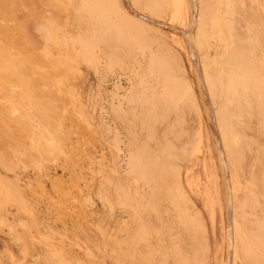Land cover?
Returning a JSON list of instances; mask_svg holds the SVG:
<instances>
[{
    "label": "rangeland",
    "instance_id": "rangeland-1",
    "mask_svg": "<svg viewBox=\"0 0 264 264\" xmlns=\"http://www.w3.org/2000/svg\"><path fill=\"white\" fill-rule=\"evenodd\" d=\"M129 1H131V2H129ZM142 1L138 0V2H137L136 0H128V4H131V5L133 4L134 6H135V3L138 4L139 9H137V5H136L135 10L137 9L139 14L145 13L143 15H145L147 17V20L149 21V22L145 21V25L140 23L142 20H138V23H136V25L131 24V21H129V20H131V18L130 19L128 18V15L130 13L129 14L126 13V12H128V10H129L128 8L130 6L129 5L127 6L121 0H120L121 4H119L120 2H118V4L121 6L119 7L117 5L114 9L106 8V7H102V6H101V9H96L95 8L96 5L98 6V4H99L98 7H100V5L104 4V3L101 4L100 0H68V2H65V5L67 3L66 8L69 6L70 10L67 11V13H65L64 15H63V11L61 12V9H59V7L56 4H54V6H55V8H54L53 6H51L46 1L42 2V1H38V0H0V106H1V104H2V106H4V104H3L4 102H6L5 105L7 106L8 101H9L10 105H15V106L19 107V109H21V111H23L25 113H31V111H33L36 114V112H37V115H36L37 118L34 116L35 114L33 112L29 116L32 117V115L34 114L32 119L33 120L36 119L38 122L39 119H41V117H39L40 113L38 115V112L39 111L42 112V110H40V109L43 108L42 106L44 104H47V105H44V106L49 107V108L45 107L46 110H48L49 112L51 111L52 113H54L55 111L57 112L56 114L53 115V117H51L52 118L51 122L53 124H55L54 127L56 126L57 123H60V124H63L62 126H64L63 128H65V130H66V131H64L65 132V137H64L65 139L63 140L64 144L62 146L65 155L61 156V154H62L61 153V154H59V157L56 155L58 158L56 157V159H55L54 157H49L48 160L40 157V158H38L40 161L38 159L36 160V157H34L36 160V161H34L32 156L30 157L32 159H30L28 157L29 155L34 154V153L33 152L31 153V151H32L31 147H30L31 144L29 142V139L27 137V134L25 132L24 127L22 126V128H21V125H19L17 122H14L9 117V114H7L8 115L7 116L4 113L5 111H3V109H1V107H0V196L3 198V201L0 202V264H67L66 262H69V260H70V262L71 261L74 262L71 264H120V263L122 264V262H123V264H125V263L126 264H133V263H131L132 261H129V260H132L135 258L133 257V255H131V253H132L131 246H128L129 242L126 240V238H129L130 240H132V237H133L132 231L135 230L137 227L140 228L139 225L141 226V228L139 230L137 228L133 232L136 233V231L137 232H139L140 230L143 231V227L147 223L144 220H142L144 217L142 218L141 216L144 212L148 213V211L149 212L152 211V214H154L153 210L158 212V214L155 212V214H157V216L154 214L156 216L155 217L156 219L154 221H157V219H158L159 222H155V223L159 227L161 225L163 226V223L167 224V222L166 223L162 222V221H164V218L167 219V217H168L167 220L165 219V221H168L172 215L173 216L175 215V217H173V216L171 217V220L173 218V221L170 220L172 223H170L168 221V223H170V224H168V226L167 225L163 226V227L169 228L170 227L169 225L172 224L171 228H169V229L165 228L166 230L163 229V230H165L164 231L165 236H163V238L162 237L161 238L162 239L165 238L163 240L164 245H162L163 242L162 243L159 242L160 243L159 246H161V247H159L160 249L157 248L156 249L157 251L154 250L153 257H151V258H153L152 264H154V262H158L155 264H162V263L163 264H175V262L177 261L176 259H178L180 257H181L180 258L181 261H179V259H178L176 264H178L179 262H180L179 264H183V263L184 264H191V261L194 264V261H193V258L195 259L194 256H196L195 264H224V259H225V255H226L225 254L226 253V247H225V241H224V237H223L224 232L222 229V227H223V225H222L223 224L222 211L224 209V200L217 199L214 202V204H215L214 205L215 206V215L212 218L211 214H210L211 204L209 205L207 203V201L205 199L207 193H205V192L207 189L206 184L209 182H213L212 187H215L219 192H222V195L225 194L223 192V190H224L223 188H225V187H224V185H222V183L224 182V177L222 178V176H223V171L225 170L223 167L228 165V163H226L227 157H226V155L224 156L225 153L222 152V149L220 150L221 151L220 153H219V151L216 152V150L214 152L213 148L215 147V145L213 147V144H215V143H214L212 132H211L212 130H211V128L209 129V127H211L212 123H213L212 125H214V123H215L214 119H213V115H212L214 113L213 111L222 112L221 108L222 107L227 108L226 107L227 104H226V102H224L222 100L220 101V99H218V100L215 99V101L217 100V102L213 101L214 98H212V100H211L210 94L207 95L208 93L205 92L198 85V81H196L197 80L196 79V73H195V70L192 68V62L190 60L189 53L187 52V46L185 45L182 37L179 34L180 29H186L187 28V26H185L187 20H184L183 17H181V15L179 17L174 16V13L176 12V10H175L176 8L174 7L175 3H174V6H173V3H171V2H174V0H171V2L168 0H154V1L152 0L153 4H150V5H149V3H151L152 1H150V0H142ZM146 1H147V3H145ZM148 1H149V3H148ZM95 2H97V3H95ZM117 2H116V4H117ZM139 2L141 3V5H139L140 4ZM210 2L213 4H214V2L216 3L215 0H210ZM46 3H48V4L46 5ZM166 3H167V5H166ZM205 3H207V2L204 0V5H202L203 8L201 6H200L201 8H199V15H201V17H203V18L199 17L200 22H199L198 26L200 27V29L202 26L205 28V31H207V32L204 31L203 34L206 33L205 35H207L209 42L206 39H204V37H205L204 35H203L204 40L202 39V37H200L198 39V37L194 36V31H195V23H194L193 24L194 26L192 25L193 31L191 30L190 33L188 34V36L190 37L191 44L193 43L192 49H193L194 55H196V56L199 55L200 59L205 60L207 63L209 62L208 65H206L207 63H204L206 65V68H207L206 70L208 71V72L206 71L207 73H212L214 70H216L215 72H217L218 69L220 71L225 69V71H226L225 67H226L227 62L229 61L228 57L230 56V54L232 52L231 53L227 52V54H226L225 52L221 51V50H224L223 49V45H224L223 42L224 41H222L223 37H222V39L221 38L219 39V37H221L223 35L219 36V34L214 33V31L212 30L213 25H211L212 27H209L210 25L208 26V24L209 23L212 24L211 23L212 20L215 19L214 13H216L218 9L216 8V10H215V6H212V8H211V6L209 7ZM254 3H256V2L254 1ZM254 3H253V5H254ZM143 4H144V6H142ZM225 4H226V1L219 0V6H221V10L223 11V15H224V11L226 12V7H227V4H226V6H225ZM133 5H132V7H133ZM146 5H148V7ZM156 5H159V6H156ZM46 6H49V7L47 8ZM160 6H161V8H160ZM121 7L123 10L121 9ZM232 7L230 5L229 9H232ZM48 9L50 11H48ZM58 10H60L59 11L60 13H58ZM236 10L238 12L239 8H237ZM207 11L211 12V13L213 11V13H212L213 15H211V13H208ZM237 12H235V14L239 15V13H237ZM120 13H123V15H124V13H126L127 16H123ZM132 14L134 15V13H132ZM208 14H210V15H208ZM205 16H206V18H205ZM209 16H210V18H209ZM129 17H131V16H129ZM175 17H177V18H175ZM224 17H225V15H224ZM237 17L235 16L236 19H238ZM208 18H209V21H208ZM225 18L226 19L221 18L222 21L224 19L223 23H226V22L228 23V20L231 21L234 17H230V19H228L229 17H225ZM235 18L232 20L233 23L236 20ZM153 19H155L157 21V23L163 24L165 29L160 27L159 31H158L157 30L158 28L150 23V22H153L152 21ZM136 20H137V18H136ZM206 20L209 23L206 22ZM2 21H4V22H2ZM222 21H220V23ZM1 22H2V24H1ZM202 22H203V24H202ZM254 25H256V24H254ZM149 26H151V27H149ZM207 26H208V28H207ZM151 28H152V30H151ZM173 28H178V30H176V29L173 30ZM243 28L244 27H242V29L240 28V30H242L243 33H242V31L238 30L239 31L238 34L240 32L242 33V35L245 34V31H247V29L245 30V28L244 29ZM217 29H218V27H217ZM210 30L213 32H211ZM254 30L255 29H253V32H252L253 34H255V32L258 31V30H255V31ZM202 31H203V29H202ZM259 31H260V28H259ZM208 32L210 33L211 36H209V34H207ZM260 32H262V30ZM212 33H213V35H212ZM252 33H248L249 37L247 34H245V36L247 35V37L243 36L245 39L241 35L240 38L244 39L243 41L242 40L241 41L236 40L238 42L237 45L238 46L240 45L242 47L241 48L242 51L244 50L243 52H245V53L247 52L246 53L247 57H244V59L248 58L247 60H245L246 62L247 61L251 62V60H252L250 58L251 54H250L249 50L251 48L249 45L251 44V46H255V45H252L254 43L252 40L253 39L257 40V39H255L256 35L255 36L253 35L252 36L253 39H252V37L250 36V34L252 35ZM191 35H193V36H191ZM195 35H196V33H195ZM214 36H216V37L218 36V37L215 38ZM43 37L45 40L43 39ZM194 37L197 38L196 41L199 40L197 44L194 43L195 41H193V40H195ZM212 38H214V40ZM249 38H251V40H249ZM220 40H221V42H220ZM223 40H225V39H223ZM227 40L231 41L230 38H227ZM205 41L210 46L212 45L211 49L208 50L207 52L205 51L206 49L204 50V48L202 46V42H205ZM250 41H252L253 43L252 42L250 43ZM6 42H7V44H6ZM45 42L49 48H51L55 51V53L56 52L61 53V51H63L62 53H65L64 51H68L69 56H71L70 59H72L73 61L76 60L75 63H73V61L70 60V63H73L70 66L67 63L60 64L61 66L57 65L56 67L57 68L59 67V69H57L54 73L53 72L48 73L49 71L44 72L42 70L38 71L37 69L39 68V66L37 67V64L39 65V63H38V60L36 59V58H38V57H36V55H37L38 51H41V48H43L44 45H46V44H44ZM47 42H49V43H47ZM215 42H217L220 45H217V43L214 44ZM8 43L10 45H8ZM255 43L257 44V42H255ZM197 45L200 46L199 48L202 47L201 49H199V50H201L200 54L196 53V52L199 53V51L197 49ZM237 45H236V42H232L231 43L232 47H230L231 50L233 51L234 50L233 47L237 46ZM26 47H30V49L28 48V50H27ZM8 48H11L12 51ZM78 49L79 50L81 49L80 52ZM195 49H197V50L195 51ZM9 50H10V52H9ZM236 51L242 52V51H238V50H236ZM107 52H109V53H107ZM104 53H106V55ZM10 54H12V55H10ZM82 54L85 55V56L83 55L84 57H86V55H87V57L83 58ZM107 54H110L111 57H110V55H108L110 57L109 58L107 56ZM113 54H114V56H113ZM247 54H250V55H247ZM28 55L33 56V58L35 60H33V58L30 56L28 57ZM115 55H116V57H115ZM234 55H235V53H234ZM73 56H74V58H73ZM207 56L208 57L210 56V57L207 58ZM20 57H21V59H20ZM27 57L29 59L32 58L31 60H33V61H26L28 59ZM91 57H93V58H91ZM23 58H24V60H23ZM223 58H225L226 60ZM230 58H231V56H230ZM235 58H237V53H236V56L234 57V59ZM221 59H223V60H221ZM234 59H233L234 63L231 62V67L233 68V69L230 68L231 71L234 69L239 70V67L237 68V64L235 63ZM106 61L107 62L109 61V63L105 64V63H107ZM22 62H24L27 65L30 64L28 67H30L32 70H30L29 68H25L26 66ZM33 62H34V64H33ZM211 62L212 63L216 62V63H214V64H217V65H215L216 68L214 67V65ZM218 63H220V64H218ZM109 64H110V66H109ZM111 64H112V67H111ZM209 64H211V65H209ZM247 64H249V62H247ZM247 64H245L244 67L247 66V68H248ZM66 65H68V66H66ZM218 65H220V68L218 67ZM14 66H16V68ZM210 66L213 68L212 70H211ZM239 66L242 67L243 65L239 64ZM35 67H36V70H35ZM14 70L15 71L17 70L16 73ZM209 70H211V72H209ZM240 70H241V68H240ZM28 71L29 72L33 71V72L31 74V72L29 73ZM40 72L44 73L45 76L47 75V78L49 77V79L43 80L42 77H40L41 76ZM27 73H29V74H27ZM60 73H66V75H64V74L60 75ZM38 74H40L38 76L40 79L37 77ZM30 76H32V77H30ZM61 76H63V78H61ZM66 76H67V78H69V80H71L70 82L67 81V79L65 78ZM18 77L21 79H19ZM35 78H37L38 81H45V82H38ZM43 78H45V77H43ZM47 78H45V79H47ZM62 79H65L66 81L62 80ZM49 80H50V83L52 86H50V84L46 83L47 81L49 82ZM243 83L244 82H242V84ZM59 84H61V85H59ZM42 86H44V88ZM48 86H50V87H48ZM256 86H258V85H256ZM185 88H187L186 91H184ZM240 90L242 91L243 89H240ZM42 91L46 92V95H44V93H42ZM29 92H31V93H29ZM47 92H49V93H47ZM173 92L176 93V94H174L175 97H174V95H173V97H172V95L170 96V94H172ZM189 92L191 93V95H192V93H194L193 95H194V98L196 100L195 99L192 100V98L189 95L190 94ZM201 92L204 93L203 96L205 95V98H203ZM21 94H22V97H21ZM118 94H120V95L118 96ZM187 94L189 95V97L187 96L188 98L186 97ZM18 95H19V97H18ZM195 95H196V97H195ZM9 96H11L12 98L11 97L9 98ZM31 96L33 98H31ZM3 97L5 98V100H2ZM37 97L39 98V100L42 98L44 101H41L42 99L40 100L41 102L37 101L38 100ZM112 97H113V99H112ZM123 97L125 98V100L127 98H129V100L132 99L131 101H129L130 102L129 103L130 108H132L131 110L135 109L134 111L127 112L128 114L131 113V114H129V116H130L129 118H131L129 120H132V121H129V122L130 123L132 122L133 124H130L127 121L128 118L126 119V122H127L126 124H129V126L135 125L137 130H134V129L133 130H134V132L135 131L140 132L139 133L140 137H137V135L139 136L138 132L137 133L135 132L136 133L135 134L134 132L131 131L132 129L130 130L131 126L129 127L128 125H126V124L123 125L121 122H119V120L117 118H115L114 113L111 111L112 110L111 104L114 107H116L113 109L114 112H116L115 110L118 109L117 106L120 107L119 106L120 104L124 105V106L128 105L127 101L124 102L125 100ZM117 98H119V99H117ZM174 98H176V99L174 100ZM179 98L181 100H178ZM33 99H34V101L36 100V102H34ZM27 100H29L31 102H29ZM194 100L196 101L197 104L195 103ZM209 100L212 104L209 102ZM223 100H225V98H223ZM2 101H4V102H2ZM184 101L186 103H184ZM187 101L190 104L187 103ZM250 101L252 102V99ZM222 102H224L225 104L223 103L224 104L223 105ZM233 102H234V104H233ZM251 102L246 103V105L242 106L243 108L240 109V111H239V109H237V108L234 109L236 102H235V99H233V101H232L233 107H231V105H230V108L234 109V110L230 111L231 109L230 110L228 109V111H230V113L228 112L227 115L229 116L230 119L234 120L233 121L234 124H235V122H236V124H238L239 122H240V124L242 123L241 122L242 119H240L241 113L244 114L243 117L241 116V118L247 119L250 109L248 110V113H247L246 112L247 110L245 111V107L248 106L251 108V106H253L255 108V106ZM253 102H254V100H253ZM192 103H194V104H192ZM217 103H219V106ZM31 104L33 105V107ZM156 104H160V105H156ZM25 105L27 108L25 107ZM155 105L157 106V109L155 108ZM186 105H187V107H186ZM190 105L192 107H190ZM193 105H194V107H193ZM197 105H198V107H196ZM255 105H256V103H255ZM39 106H41L40 109H39ZM57 106H59V107L57 108ZM216 106H218V107H216ZM34 107H38V110H36L37 108H34ZM52 107H54V108L56 107L57 110L52 108ZM219 107H221V108H219ZM248 107H246V108L248 109ZM2 108H4V107H2ZM208 109H209V111L211 110L210 115H209ZM241 110H242V112H241ZM109 111H110V114H109ZM135 111H136V113H135ZM133 112L135 114H137V116L134 115V117H136V118H134L132 116ZM6 113H8L7 110H6ZM52 113H51V116H52ZM245 113H247V115H245ZM111 114L115 119L109 121L108 118H109V115L111 116ZM222 115H223V113H222ZM222 115H220V116L222 117ZM217 116L220 117L218 115V113H217ZM249 116H251V114H249ZM184 117H185V119H184ZM199 117H200V119H199ZM211 117L213 120H211ZM221 117L219 119H221ZM55 118H56V120H58L60 118V120H58V122L56 120L53 121V119H55ZM181 119H183L185 121H183ZM199 120H201V121L199 122ZM106 121L110 122V123H108L109 124L108 126H107ZM168 122L171 123L172 126H170ZM172 122H173V124H172ZM8 123H10V124H8ZM110 124H111V127L108 128L110 126ZM125 126H126V129L129 128V131L128 130L126 131V129L124 128ZM167 126L169 127L168 129H167ZM229 126H233V124L228 125V127ZM239 126H241V125H239ZM116 127L118 130L115 129ZM170 127H172L173 129ZM224 127H227V126H224ZM180 128H182V130L184 129V132ZM169 129L172 131H170ZM177 129L181 130V132L179 130L177 131ZM208 130H209V132H208ZM175 131H176V133H175ZM227 131L224 129V131H223L224 136H225L226 140L228 139L227 141H230L231 139H233V138H231L232 135H230V134H232V130H227ZM128 132H129V134H127ZM131 132L134 133L136 137ZM179 132L181 135H179ZM169 133H170V135H169ZM173 133H175V134H173ZM260 133H258V135H259L258 137L254 138V139H256L255 140L256 142L254 141V143H252L254 147H252L250 153H252L253 155L249 153L248 157H246L247 159H243L244 163H242V161H241L240 162L241 164L239 163V165H237V166L235 164V167L238 169L237 171H239V174L241 173L240 174L241 176H238V178L240 177V179H238L239 180L238 182H240V184H237L238 182L234 184V186H236L238 188L237 189L235 187V190H237V192L235 191L237 193L236 195H238V194L240 195V197L238 195L239 199L237 201H235V205L240 204L239 202L243 203L241 201V199L245 198L246 206H247V204L248 205L250 204L249 206H253L252 208L255 209L254 211H256V213L253 212V210L251 211V207L247 206V208H250V209H248L247 212L245 213L244 209L246 206L244 203H243L244 205H242V204H240L239 206L237 205L239 207V208L236 207L237 210L234 208L237 211V215H239V216H237L238 219L240 218V221L243 222L242 224H246V227L248 228V230L252 228L251 229L252 231L249 230L250 233L248 234L247 228L244 225H241V226L245 227V229H244L245 232L242 228L241 232L242 233L244 232V233H243V235H240L242 233L239 234L240 239L243 238L244 242H246V239H249V237H248L249 235H252L250 237L252 240H254L253 238L255 237L254 241H252L250 239L252 241V242L251 241L250 242L253 246L251 244H249L250 242L249 243L246 242V244L248 243V245L251 246V248H250V246L247 245L248 246L247 248H250V249H252L253 247L256 248V249H253V251L250 249L245 250L246 252H248L249 250L252 252V253L250 251L248 252L249 254H251L250 256H252L253 253L257 254L258 250H260L262 252V249H264L263 248L264 247V240H263L264 238L262 239L260 237V239L263 241L262 242L260 240V244H258L259 239L257 240V238H258L257 234H259V236L261 234H263L262 236L264 237V233H263L264 232L263 231L264 226H262V224H264L263 223L264 222V219H263L264 218V212H262V211H264V203H263L264 202V197H263L264 194L262 196V192H261V189H262V191L264 193V189H263V187H261V185L264 186L263 185L264 180L263 179H262L263 181L261 180V176H262L261 174L264 175V173H263L264 172V166H263L264 160H263V162H261V158L263 159V157H264V152H262L264 149V136L261 135ZM116 134H118L117 137H115ZM131 134L136 139L138 138L137 140L141 139L140 140L141 143L137 140H136V142H134V143H137V142L140 143V144L137 143L134 146L135 148L133 149V151L135 149H138V151L135 150V152H134L135 153L134 159L136 161H133V160L128 161V160L132 159V156H130V158H129L128 157L129 156L128 155L129 150H127V151L124 150V149L128 148V146H127L128 140L127 139H129L130 137L131 138L133 137ZM164 134H165L166 138H164ZM176 134H177V136H176ZM184 134H186V135H184ZM191 134L194 136H192ZM195 134H197L199 136L197 137V135L195 136ZM226 134L229 136L230 139L227 138L228 136ZM174 135L178 138V140L176 137H174ZM188 135H191V137L194 141L197 138L196 142L191 141L194 144L190 143V141H187L190 139L186 140L185 137H182V136H187L186 138H189L190 136H188ZM239 135L240 136L243 135L242 139L245 140V137H244V134L242 133V131L239 132ZM200 136H201V138H200ZM66 137H68V138H66ZM134 137H133V139H134ZM169 137L171 139L172 138L173 139L171 140ZM179 137H181V138L179 139ZM115 138H117L119 140L118 146L120 148H122L121 150H118L117 148H115V147H117V145H116L117 142H115L116 141ZM159 139H160V141H159ZM163 139L168 141V143H170V144H167L168 146L166 144H163V142L166 143ZM181 139L185 140V141H182ZM173 140H175L176 143H175V141L173 142ZM65 141H67L66 144H65ZM134 141H135V139H134ZM169 141H171V142H169ZM186 141H187V143L189 142L190 143L189 145H191V146H189L186 143ZM240 141L243 142L242 140H240ZM180 142H181V144H180ZM198 142H199V144H198ZM239 142L237 144H241ZM259 142H261V143H259ZM128 143H129V141H128ZM142 143H144V146H147V148H148V145H150V146L155 145L156 146L157 143L160 144V146H156L159 149H157L155 146H153V150L149 146V148L152 150L151 156H148V155L146 157L140 156V158H139L136 156L140 155V154L138 155L137 152L139 153L141 151L140 145ZM161 143L163 144V147H162ZM174 143L177 144L178 146L174 145ZM195 143L197 144V146L195 145ZM227 143H229V142H227ZM232 143H233V140H232L231 144ZM231 144L229 143L228 145H229V147L231 146L230 147L231 150L233 149L231 151V153H232L234 151V147L236 146L235 149L236 148L238 149V147H237V144L234 147H233L234 143L232 145ZM186 145H187V147H186ZM193 145H194V147L196 146V148L193 147L194 151L192 149ZM217 145H218V143H217ZM166 146H167V148H166ZM171 146L173 148L175 147V149H173V150L170 149V150H172V152L175 151L173 153L175 155L171 154L172 152L171 153L168 152V151H170L168 148H171ZM164 147L166 149L163 151ZM182 147H185V148H182ZM190 147H191V149H190ZM160 148L162 150H160ZM219 148H220V145H219ZM27 149H29V150H27ZM184 149L187 151V154L185 153L186 154L185 158L183 157L182 154H181L182 156L180 155L181 152L182 153L186 152ZM237 149H236V151H237ZM21 150H23V152H21ZM142 150H143V148H142ZM156 150H160L161 152L157 151V153L156 152L154 153V151H156ZM256 150H259V152ZM24 151H26V154ZM191 151L193 152V154H191L192 153ZM123 152L127 155L124 156ZM28 153H30V154L28 155ZM167 153H169L171 155L168 156L169 154H167ZM176 153H177V155H176ZM178 153H179L180 157L183 159V160H181V162L178 161L179 159H181L178 157L179 156ZM188 153L191 155H189ZM159 154H160V156H163V157H161L163 159V163H165V164L167 163L168 165L166 164L164 166L163 163H162V165L160 164V162L162 160H161ZM209 155H210V157H209ZM250 155H251V157H250ZM158 156L160 159L158 158ZM188 156H190V157H188ZM219 156H220V158H222V160L219 158ZM256 156L258 157L257 159H259V156H260L259 161L255 159ZM63 157L69 158L68 161L66 160V158H63ZM168 157H169V159H168ZM147 158L149 160H147ZM186 158L187 159L190 158L191 161H190V159L187 160ZM204 159H206L207 161H205ZM208 159H210V160H208ZM225 159H226V161H225ZM138 160H141L143 162L149 161L150 163L149 162H147V163L146 162H144V163L138 162L137 163ZM159 160H160V162H158ZM37 161H39V162H37ZM176 161L180 165L176 164ZM209 161H210V163H209ZM249 161L252 163H250ZM127 162H130V165L127 164ZM136 163L137 164L140 163L139 166L141 165V163H142V166H144L146 164L148 166L151 164L152 165L157 164V166L160 165L159 168L157 167L158 170L156 169L157 171H155V172H159L158 175H159V177H161L160 178L161 179L160 185H164L165 184L164 181L169 182V180H171L169 182L170 185L176 184V182H174V179L173 178L171 179V177L173 176L172 175L173 171L170 172L171 169L174 170V169H176V167L180 166V168H177L176 170L180 171L181 174L183 173L185 175V174H187L186 173L187 170L185 169V165L186 164H188V166L190 165V168L188 171L189 179H190V182H189L190 185H187L188 187H186V188H188V189H186V190H188L190 192V198L192 199L191 201L195 202V207L194 206L193 207L194 208L197 207V209H195L194 211H191V214H192L191 215V221L193 218L192 225H190V223L188 224L191 227L193 226L192 227L193 229L189 228L187 225V223L190 222V220L188 221V219L185 218V221L187 223H184V221H183L184 217H182V216H181V218H183V219H181V220L179 219L180 222L178 221L180 227H179L178 223H177V226L175 225V223L178 220V217L176 216L175 213L176 212L178 213L180 211L182 212L183 208H184L183 205L185 204V201H183V204L181 202L182 205L180 206L179 202L176 201L177 202L176 203L175 200L173 201V199L178 198V194H177L178 191L176 193H174V195L176 197V198H174V196H173L174 188H172V187L170 188L169 187L170 185L168 184V182H166L167 184H165V185L167 188H166L165 192H167L171 189L170 190V192H171L170 198H169V196L167 198L166 195H169V192H167L168 194L164 195V192H163L164 190H162V188H160L159 190H156L152 187L154 185L152 183H156V182H154L155 176L152 178L153 181L149 180L152 182V183H150L152 186L148 185V183L146 182L148 180L146 178L144 179V177H146L144 175L142 176L143 179L142 178L141 179L143 182H146V184L142 183V181H140L141 179L138 180V178H140L142 175L139 171H135V173L139 172L140 176H138V173H137V175L133 176V175H131L132 172L131 173L129 172L130 169H131V171H132V169L133 170H140V168L135 169V167L133 166L134 164L137 165ZM206 163H208V164H206ZM222 163L224 165H222ZM175 164L178 166H176ZM260 164H262L261 165L262 167L260 166ZM127 165L133 166L134 168L129 167V166H128L129 168H127ZM152 165L149 167L153 168ZM181 165H183V166H181ZM202 165H206V166H202ZM139 166L137 165L136 167H139ZM164 167H166L165 169H167L168 167H169V169L171 168L170 171H169V169H167L170 173H168V171L163 170L164 172L168 173L167 175H169V174L171 175V177L169 176L170 177L169 179L167 178L168 176L166 175V180H165V174L166 173L162 172V169ZM181 167H182V169H181ZM257 167H259V168L257 169ZM207 168H208V170H207ZM242 168L244 169V171ZM251 168H253V171H251L252 170ZM227 169H228V166H227ZM254 169H256V170H254ZM261 169H262V171H261ZM126 170H128L129 174L126 173ZM176 170H175V172H176ZM245 170H246L248 176H246L247 174H246ZM228 171L226 170L225 172H227V174H229ZM254 171H257V172L259 171V173L256 172L257 174H255ZM250 172H252V173H250ZM208 173H210V174H208ZM211 173H212L213 177L211 176ZM183 174H182V176H183ZM249 174H251V175H249ZM252 174L254 177H255V175H258V177L260 176V178L257 179V177H255L257 181L256 180L254 181L255 178L252 177ZM175 175H176V173H175ZM175 175L173 177H175ZM162 176H164V178ZM215 176H216V178H215ZM245 176H246V178H245ZM192 177H194V178H192ZM262 177L264 178V176H262ZM124 178L126 181H128L130 178L132 180V181L131 180L130 181L133 183H131V184L129 183V186H126L127 182H124L125 181ZM162 178H163V182H162ZM191 178L193 179V181ZM195 178H196V180L197 179L198 180L195 181L194 180ZM221 178L223 179V182H222ZM216 179L218 181H216ZM172 180L174 183L172 182ZM247 180L248 181L251 180L252 183L254 182V185L256 184L255 186H257V187L259 186V184L257 185V183H259L258 180H260V184H261V182H262V184L260 185V187L257 188L254 185H252L251 182L249 183ZM130 181H128V182H130ZM139 182L141 184H139ZM184 182H185V180H184ZM195 182L199 183L200 186L198 184H196ZM243 182L247 183V184H244ZM255 182H257V183H255ZM135 183H138L139 186L141 185L142 189H140L141 186L139 187ZM194 183L196 184V186L197 185L199 186V187L197 186V188L200 189V190L198 189V191H200V192L194 190V188H193ZM132 184H135L137 186V188L136 189L134 188L136 186L131 187ZM142 184H145V185H142ZM184 184H187V182H185ZM195 184H194V187H195ZM241 184L242 185L244 184V186L242 187ZM123 185H125V186H123ZM158 185L159 184H157V186ZM149 186H151V189L149 188ZM190 186H192V187H190ZM122 187H124V188H122ZM127 187H129V189L133 188L134 191L133 190L132 191L127 190ZM144 187H145V189H144ZM168 187H169V189H168ZM249 187H250V189H249ZM253 187L257 188V189L254 190ZM2 188L6 190L5 195L12 194L11 192H13V194H20L21 195L20 201L18 200V197L12 198L11 200H10V198H7L8 200H6V198L3 197L5 192L2 193L3 192ZM148 188L151 190L150 194H149L150 190ZM152 188L154 189V191L152 190ZM197 188H195V189H197ZM259 188H261V189H259ZM1 189H2V192H1ZM191 189L193 192L190 191ZM142 190H143V192L145 191L144 193H147L148 195H152V196H153L152 193H154V196H156V192H158L157 196L161 195L160 197H162V199L160 197L159 198L157 197L158 199L156 198L154 200L155 197L144 196L145 194L142 193ZM161 190H162V192L159 195ZM245 190L250 195L247 194L246 192H244ZM257 190H259V191H257ZM175 191H176V188H175ZM194 191L196 193H194ZM128 192L129 193L131 192L130 196H129ZM132 192H134V194L142 193V195H141L142 197L144 196L146 198H151V199H149L150 200L149 202H146L148 200L146 198H145L146 200L145 199L142 200V202L144 201L143 203L150 204L149 207H151V204H154V203H150L151 200H152V202L160 200L159 203L161 206L159 205V203H157V207L160 206V209L161 208L163 209V207L165 206L166 210H163L164 212L162 210H160V213H162V214L164 213V214L163 215L160 214L158 208L154 209V207H155L154 205H156V202L153 205V207H151V209L148 207V209H150V210L145 211L144 207H143V209H141L142 206H140V205H143V206H145V205L143 203L139 204V203H141L140 199H142L140 196H138L140 194H137L138 197L135 199L134 198L135 196L132 195L133 194ZM197 192L200 193V195H198ZM251 192L252 193L256 192V193L252 194ZM243 193H246V195ZM171 194L173 196V199H171L172 198ZM248 195H249V197H244V196H248ZM128 196H129V199H131L132 196H134V197H132V200H129ZM163 196L166 197V200H168V199L172 200L171 202L168 201V203L170 202V204H175V207H173L174 205H172V206L170 204L168 205L166 203V200L164 199L165 197H163ZM201 196L204 198H202ZM1 197H0V199L2 200ZM247 198L248 199L250 198V199L248 200ZM254 198H257V202H258L259 207L257 206V203L254 202L256 200ZM163 199H164V201H161ZM251 199H253V200H251ZM134 200H138L139 203H138V201L136 202ZM245 200H244V202H245ZM178 201H179V199H178ZM222 201H223V203H222ZM249 201L254 203V205H252V203H249ZM161 202H162V204H161ZM176 204H177L178 208H176ZM135 205H137V206H135ZM262 205H263V207H262ZM198 206H199V209L200 208L202 209V210H200V213L202 212L201 214L203 215L202 218H199L200 215H198L200 223L202 221H205L201 224L199 223L198 220H196V215L198 214L197 211H199ZM233 206H234V203H233ZM242 206L244 209L242 208ZM137 207L140 209H138ZM170 207L172 208V210L174 208L177 209V210H173L175 213H173V211L171 210ZM136 208H137V211L141 210L140 213H142V214L139 213V216L141 215L140 217L138 215L136 216V213H135ZM179 208H180V210H179ZM181 208H182V210H181ZM129 209H132L133 211L134 210L135 211L133 212L132 210H129ZM167 209H169V210L167 211ZM143 210H144V212H142ZM241 210H243V212ZM129 211L132 212V213H130V215H132V216L134 215L133 217H130V215H128ZM169 211L171 213H173V214H171V216H169L170 215ZM138 212H137V214H138ZM194 212H195V214H193ZM250 212L252 214H250ZM240 213H241V215H240ZM244 213L247 214V217L249 215L250 216L252 215V217L249 216L248 220H247L246 219L247 217L244 215ZM148 214L150 215V217H152V218H149V219H151V222H152L154 215H152L151 213H148ZM148 214H145V215L147 216ZM166 214H167V217L164 216ZM256 215H258V217ZM260 215L263 217H261ZM159 216L162 218L160 219ZM186 216H187V218L190 217V216H188V214L185 215V217ZM256 217L259 218L258 219L259 222L257 221ZM130 218H131V220H130ZM140 218H141V220H140ZM174 218L177 220L175 221ZM250 218L251 219L254 218L252 220L256 219V221L258 222L257 223L258 226H260L259 224H261L260 228L262 227V229L259 228L260 232L257 229L258 227H256L257 224L252 225L253 221L251 222ZM261 218L263 219L262 221H261ZM241 219H244V220L242 221ZM145 220L147 221V218H145ZM160 220H162L161 223H160ZM154 221H153V223H154ZM244 221H245V223H244ZM246 221L247 222L250 221L251 226H249L250 222H248L249 225L247 226ZM256 221L253 223H256ZM260 221L262 223H260ZM155 223H154V225H155ZM157 223L161 224V225H158ZM173 223H174V226H173ZM181 224L185 225V226L182 227ZM199 224L200 225L204 224L203 227H206L205 230ZM135 225H137V227ZM197 225H198L199 229H201L202 231L203 230L206 231L205 233L203 232L204 237L202 236V234H203L202 231L197 230L198 229ZM162 226H161V228H159L160 232L162 230ZM175 226L179 227L180 230L182 229L183 233H185L187 231L186 232L187 238H186L185 234L181 235L183 233L180 232V230H177V228ZM127 227L131 228V232L128 231L129 228H127ZM184 227L186 229H184ZM187 227H188V229H190L189 232L187 230ZM173 228H174V230L176 228V230H177L176 234L178 236H180L179 237L180 240L178 239L177 242L172 240V239L176 240L178 238V236L175 234V231L171 230ZM194 228H195V230H194ZM254 228L256 231L253 230ZM183 229H184V231H183ZM163 230L160 234L163 233ZM168 230L173 232V233L169 232L172 234V236H170L171 234L168 233ZM192 230H194V231H192ZM196 230L200 231L202 233V234H200V232H197L199 239L197 238V235L195 234ZM127 231H128V233H127ZM190 231L193 233V235H190L192 237L188 238ZM177 232H179V234ZM251 232H253V233L255 232V235H253ZM140 233H142V232H140ZM140 233H137L135 235L138 236L139 244L141 243L140 245L143 246V244H145L146 240L144 241V238L140 237ZM151 234L156 239V236H157L156 233H151ZM157 234L159 235V233H157ZM164 234H162V235H164ZM199 234L204 239V241H203L204 244H203L202 240H200ZM205 234L207 236H205ZM246 234L248 236H246ZM127 235H128V237H127ZM194 235H196V238L198 239L197 240L198 242L197 243L195 242L196 244L195 243L193 244V242L196 240V239H194ZM147 236H148V234H147ZM181 236L183 239L185 238V240L189 239V241H190V239H194V241H192V240H191L192 242H189L188 240L184 241L181 238ZM241 236H242V238H241ZM244 237H247V238L244 239ZM240 239L237 242V246L238 247L244 246V249H245L246 245H244V242L242 240H241V242H239ZM116 240H118V242ZM160 240L161 239H159V241ZM167 241L171 245L170 244L168 245ZM172 241H174V242H172ZM182 241H184V243ZM115 242H117V243H115ZM119 242H121L120 243L121 245L119 244ZM126 242H128L127 243L128 245L126 244ZM131 242L132 241H130V243ZM186 242H188V243H186ZM205 242L206 243L208 242L209 245H208V243L205 245ZM242 242H243V244H242ZM253 242H255L256 246L253 244ZM198 243H199V245H197ZM200 243H201V245H200ZM184 244H186V245H184ZM238 244L239 245L242 244V245L239 246ZM179 245H181V247ZM187 245H188V247H187ZM189 245H192L193 247H195V245H196L197 247L199 246L201 248L204 246L205 248L203 247V249L200 250L201 248L196 249L197 248L196 247V248L191 249L192 250L191 251L190 248H192V247H189ZM163 246H166V247H163ZM171 246L173 248L176 246L177 248L179 247L180 249L183 247V249H181V251L179 252L176 247L173 249ZM207 246H209V247H207ZM120 247H122L123 249ZM186 248H187V250L185 251ZM176 249H177V251H176ZM194 249L198 253L200 251L201 252L204 251V253L202 252L201 255H199L200 253L197 254V252ZM117 250H118V252H116ZM119 250H121V251H119ZM124 250L126 251V253H128V255L131 252L130 253L131 256L129 255V257L130 258L133 257V258L130 259L129 257H127V254H125ZM166 250H167V252H166ZM238 250H239V248H238ZM254 250H256V251H254ZM140 251H141V249H138L139 255L142 256V254L144 252H140ZM162 251H163V253L161 254ZM173 251L174 252L176 251V253H171ZM205 251H207V252H205ZM245 251L242 252L241 248L238 251V254H239L238 262L242 261L239 264H243V262H245L244 264H247V261H249L248 264H253L254 262H256L259 259L262 260V264L264 263V252H263V254H261V252L259 251V253L257 254V255L260 254L259 258L253 254L254 256H256L258 258L256 260V258H254V256L250 257L248 254H246V255H248L250 258L249 257L247 258L245 254H243V256L245 255V258L242 257L241 255H242V253H245ZM182 252H185V253L182 254ZM190 252L191 253L193 252V253L191 254ZM120 253L122 254V256ZM59 254L61 256H59ZM166 254H168L169 257ZM173 254H175L176 256ZM202 254H203V256H202ZM117 255L120 257H118ZM178 255H181V256H178ZM197 255H199L201 259ZM65 256H66V258H68V257L69 258L67 260H65V262L63 263L62 260L65 258ZM165 256H167V258H165ZM59 257H60V260L62 263L59 261ZM62 257H64V258L62 259ZM126 257L129 259H127ZM160 257H161V259H159ZM187 257L189 258L190 262L188 261ZM162 258H163V262H161ZM252 258H253V262H252ZM143 259L144 258L141 257L140 261ZM157 259L160 260V262ZM165 259L166 260L168 259V261H167L168 263L164 262V261H166ZM244 259H245V261H243ZM246 259H249V260L246 261ZM254 259H255V261H254ZM127 260L130 263H127ZM172 260H173V262H171ZM174 260H175V262H174ZM186 260H187V262H185ZM197 260L199 263H196ZM79 261H80V263H77ZM257 263H259V262L257 261ZM144 264H145V262H144ZM146 264H148V263L146 262Z\"/></svg>",
    "mask_w": 264,
    "mask_h": 264
},
{
    "label": "bare ground",
    "instance_id": "bare-ground-1",
    "mask_svg": "<svg viewBox=\"0 0 264 264\" xmlns=\"http://www.w3.org/2000/svg\"><path fill=\"white\" fill-rule=\"evenodd\" d=\"M38 1H42V2H48L51 6H53L54 8H55V6H54V4H56L58 7H59V9H61V12L63 11V15L65 14V13H67V11H69L70 9H69V6L66 8V5H67V3H66V5H65V2H68V0H38ZM103 1V2H102ZM118 0H100V3L102 4V3H104L103 5H100V7H98L99 6V4H98V6L96 5L95 6V8L96 9H101V6L102 7H106V8H112V9H114L117 5L120 7L121 5H119V4H121V2H120V0L118 1V2H120L119 4H118V2H117ZM124 4H126L127 6L129 5L130 7L127 9L128 10V12H126L127 14H129L128 15V18L130 19L131 18V20H129V21H131V24L132 25H136V23H138V20H142L140 23H142L143 25H145V21H148L147 20V17L145 16V15H143V14H145V13H143V14H139L138 13V11H137V9H139L138 7V4H136L135 3V6L137 5V9L135 10V6L133 5V7H132V5L131 4H128V0H121ZM137 2H138V0H136ZM139 1H142V0H139ZM150 1H152V0H150ZM154 1V0H153ZM153 1L151 2V3H149V1H148V3H149V5L150 4H153ZM168 1H170L171 2V0H168ZM207 3H205L207 6H211V8H212V6H215V10H216V8L218 9L217 10V12L216 13H214V15H215V19H213L212 20V24H210L208 21H209V18H210V16H209V18H208V21L206 20V22H208L209 24H208V26L209 27H212L211 25H213V27H212V30L214 31V33H216V34H219V36L220 35H223V36H221V37H219V39L221 38L222 39V37H223V39H225V40H223L222 39V41H224L223 43H224V45H223V49L224 50H221L222 52H225L226 54H227V52L229 53H231L230 54V56H231V58H230V56L228 57V62H227V64H226V71H225V69L224 70H222V71H220L219 69L217 70V72H215L216 70H214L212 73H207L208 71L206 70L207 68H206V65H208V63L205 61V60H202V59H200V56L199 55H194V52H193V49H192V44H191V42H190V37L188 36V34L190 33V31L192 30L193 31V29H192V25L195 23V31H194V36L195 37H198V39L200 38V37H202V39H203V37H204V39H206L208 42H209V39H208V37H207V35H205V34H203L204 33V31H205V28L203 27H201V29H200V27L198 26V24H199V17H201V15H199V8H203V6L202 5H204V0H174V2H171V3H173V6H174V3H175V10H176V12L174 13V16H177V17H179L180 15H181V17H183V19L184 20H187V22H186V24H185V26H187V28L186 29H180L179 30V34H180V36L182 37V39H183V42L185 43V45L187 46V52L189 53V57H190V60H191V62H192V68L195 70V73H196V81H198V85L205 91V92H207L208 94L207 95H209L210 94V97H211V100H212V98H214L213 99V101H215V99H220V101L222 100V101H224V102H226V107L227 108H224V107H219V108H221L222 109V112H217V111H213L214 113L212 114L213 115V119H214V125H212L211 124V127H209V129L211 128V132H212V136H213V140H214V143L215 144H213V147H214V145H215V147L213 148L214 149V152H215V150H216V152H218L219 151V153L221 152L220 150L222 149V152L223 153H225L224 154V156L226 155V159H227V161H226V159H225V161H226V163H228V169H227V166H225V167H223L225 170L223 171V176H222V178L224 177V182H223V179H222V185H224V187L225 188H223L224 190H223V192L225 193L224 195H222V192H219L215 187H212V185H213V182H209V183H207L206 184V187H207V189H206V192L205 193H207L206 194V201H207V203L210 205L211 204V207H210V214H211V217L213 218L214 217V215H215V204H214V202L217 200V199H220V200H224V209H223V211H222V220H223V227H222V229H223V232H224V235H223V237H224V241H225V247H226V255H225V259H224V264H239L240 262H242V261H240V262H238V260H239V254H238V251L240 250V248L242 249V252H244L245 250H247V249H250L251 248V246L250 245H248V243L252 240L250 237L252 236V235H247L246 234V236H248L249 237V239H246V242H248L247 244H246V242H244L243 241V238H242V236H241V238L242 239H240V235H243V233L245 232V227H246V224H242L243 222H241L240 221V218L238 219V217L237 216H239V215H237V209H236V207H238L240 204H242V205H244L245 204V206H246V200H245V198H243L242 196V198L243 199H241V201L244 203H241V202H239L240 204H237V205H235V201H237L238 199H239V197H240V195H239V197H238V195H236L237 193V190H235V187L236 186H234V184L235 183H237L239 180L238 179H240V177L238 178V176H241L240 174H239V171H237L238 169L235 167V164H236V166L237 165H239V163L242 161V163H244V161H243V159H247L246 157H248V155H249V153H250V151H251V149H252V147H254L253 146V144L252 143H254V141L256 140V139H254L255 137H258L259 135H258V133H260L261 135H263L264 136V0H224V1H226V4H227V7H226V12L224 11V15H225V17H229L228 19H230V17H234L235 18V16L238 18V19H236L235 20V22L233 23L232 22V20L234 19H232L231 21H229L228 20V23L226 22V23H223V21H224V19H226L225 17H224V15H223V11L221 10V6H219V0H215L216 1V3L214 2V4L213 3H211L210 2V0H205ZM222 1V0H221ZM254 1L257 3H254ZM85 2V1H84ZM116 2H117V4H116ZM129 2H131V1H129ZM135 2V1H134ZM143 2V1H142ZM165 2V1H164ZM167 2V1H166ZM254 3V5H253V3ZM48 3H46V5L48 4ZM95 3H97V2H95ZM133 3V2H132ZM140 3V2H139ZM144 3V2H143ZM145 3H147V1L145 2ZM155 3V2H154ZM159 3V2H158ZM168 3V2H167ZM167 3H166V5H167ZM221 3V2H220ZM160 4V3H159ZM223 4V3H222ZM226 4H225V6H226ZM69 5V4H68ZM139 5H141V3L139 4ZM162 5V4H161ZM217 5V6H216ZM221 5V4H220ZM230 5H231V7H232V9H229L230 8ZM142 6H144V4L142 5ZM147 7H148V5H146ZM153 6V5H152ZM156 6H159V5H156ZM163 6V5H162ZM201 6V7H200ZM229 6V7H228ZM45 7V6H44ZM47 8L49 7V6H46ZM123 7V6H122ZM122 7H121V9H122ZM155 7V6H154ZM124 8V7H123ZM157 8V7H156ZM160 8H161V6H160ZM168 8V7H167ZM237 8H239V10H238V12H237ZM249 8V9H248ZM142 9V8H141ZM198 9V10H197ZM120 10V9H119ZM123 10V9H122ZM159 10V9H158ZM164 10V9H163ZM210 10V9H209ZM212 10V9H211ZM234 10V11H233ZM48 11H50L49 9H48ZM60 10H58V13H60L59 12ZM66 11V12H65ZM130 11V12H129ZM202 11V10H201ZM230 11V12H229ZM154 12V11H153ZM208 12V11H207ZM235 12H237V13H239V15H236L235 14ZM69 13V12H68ZM126 13H124V15H123V13H120V14H122L123 16H127L126 15ZM132 13H134V15L132 14ZM208 13H211V12H208ZM212 13H213V11H212ZM211 13V15H213ZM204 15V14H203ZM208 15H210V14H208ZM122 16V17H123ZM129 16H131V17H129ZM177 17H175V18H177ZM136 18H137V20H136ZM174 18V19H175ZM201 18H203V17H201ZM205 18H206V16H205ZM221 18H224L223 19V21L221 20ZM2 19V18H1ZM3 20V19H2ZM151 20V19H150ZM176 20V19H175ZM203 20V19H202ZM153 22H150L151 24H153L155 27H157L156 29L159 31V28L160 27H162V28H164V25L163 24H160V23H157V21L155 20V19H153L152 20ZM182 21V20H181ZM220 21H222L221 23H220ZM2 22H4V21H2ZM2 22H1V24H2ZM149 22V21H148ZM205 22V21H204ZM139 23V24H140ZM162 23V22H161ZM230 23V24H229ZM141 24V25H142ZM147 24V23H146ZM149 24V23H148ZM202 24H203V22H202ZM201 24V25H202ZM254 24H256V25H254ZM152 25V26H153ZM172 25V24H171ZM170 25V26H171ZM200 25V26H201ZM205 25V24H204ZM168 26V25H167ZM176 26V25H175ZM194 26V25H193ZM198 26V27H197ZM208 26H207V28H208ZM149 27H151V26H149ZM177 27V26H176ZM217 27H218V29H217ZM242 29V27H244L245 28V30L247 29V31H245V34H247L248 35V33H252L253 32V29H255V30H258L257 32H255V34H253L252 33V35L250 34V36L252 37L253 35L255 36V39H257V40H254L253 39V37H252V41L255 43V42H257V44L255 43H253L252 41H250V43L252 42L253 44L252 45H255V46H251V44L249 45L250 46V50H249V52H250V54H247V55H250V58L252 59L251 60V62L250 61H247V62H249V64H247V62L245 61V60H247L248 58H246V59H244V57H247L246 56V53L245 52H243L242 51V47L239 45H237L238 44V42L237 41H243L245 38L244 37H247V35L245 36V34H243L242 35V33H243V31L242 30H240V28ZM161 28V29H162ZM243 28V29H244ZM259 28H260V31L262 30V32H260L259 31ZM165 29V28H164ZM178 30V28H173V30ZM202 29H203V31H202ZM210 29V28H209ZM208 29V30H209ZM252 29V30H251ZM151 30H152V28H151ZM238 30H240V31H242V33L240 34H238ZM254 30V31H255ZM157 31V32H158ZM211 31V30H210ZM209 31V32H210ZM213 31H211V32H213ZM161 32V31H160ZM171 32V31H170ZM178 32V31H177ZM205 32H207V31H205ZM207 33V34H209V36H211L210 35V33ZM195 33H196V35H195ZM215 34V35H216ZM204 35V36H203ZM212 35H213V33H212ZM225 35V36H224ZM242 35V37L244 38V39H241L240 38V36ZM63 36V35H62ZM191 36H193V35H191ZM175 37V36H174ZM194 37V38H195ZM215 38H217L216 36H214ZM248 37H249V35H248ZM257 37V38H256ZM227 38H230L231 39V41L230 40H227ZM43 39H44V37H43ZM179 39V38H178ZM193 39V38H192ZM196 39L197 38H195V40H193V41H195L194 43H198V41L199 40H197L196 41ZM203 39V40H204ZM213 40H214V38H212ZM45 40V39H44ZM218 40V39H217ZM237 40V41H236ZM249 40H251V38H249ZM202 41V40H201ZM212 42V41H211ZM220 42H221V40H220ZM232 42H236V45L237 46H234L233 47V51L231 50V48L230 47H232L231 46V43ZM47 43H49V42H47ZM167 43V42H166ZM201 43V42H200ZM217 42H215L214 44H216ZM241 43V42H240ZM243 43V42H242ZM6 44H7V42H6ZM5 44V45H6ZM44 44H46V42L44 43ZM249 44V43H248ZM8 45H10L9 43H8ZM217 45H220V44H218L217 43ZM202 46H203V48H204V50L207 52L208 50H210L211 49V46L209 45V44H207L206 43V41L205 42H202ZM216 46V45H215ZM5 47V46H4ZM196 47V46H195ZM200 46L199 45H197V49H198V51H199V53L198 52H196L197 54H200L201 52V50H199V49H201V48H199ZM222 47V46H221ZM248 47V46H247ZM6 48V47H5ZM27 48V50H28V48L30 49V47H26ZM249 48V47H248ZM8 49H10L11 51H12V49L11 48H8ZM197 49H195V51L197 50ZM219 49V48H218ZM10 50H9V52H10ZM69 50V49H68ZM76 50V49H75ZM79 50V49H78ZM81 50V49H80ZM80 50H79V52H80ZM107 50V49H106ZM215 50V49H214ZM230 50V51H229ZM236 50H238V51H242V52H237ZM58 51V50H57ZM33 52V51H32ZM63 51H61V53H58V52H56L55 53V51L53 50V49H51V48H49L48 46H47V44L46 45H44V47L43 48H41V51H38V53H37V55H36V57H38V58H36L37 60H38V63H39V65L37 64V67L39 66V68L37 69L38 71L39 70H42V71H44V72H47V71H49L48 73H51V72H55L57 69H59V67L57 68L56 66L57 65H59V66H61L60 64H64V63H67L69 66L71 65V64H73V63H75V61L76 60H72V59H70L71 58V56H69V54H68V51H64L65 53H62ZM78 52V53H79ZM205 52V53H206ZM214 52V51H213ZM217 52V51H216ZM215 52V53H216ZM13 53V52H12ZM77 53V52H76ZM82 53V52H81ZM107 53H109V52H107ZM111 53V52H110ZM209 53V52H208ZM207 53V54H208ZM234 53H235V55H234ZM236 53H237V58H235L234 59V57L236 56ZM94 54V53H93ZM92 54V55H93ZM96 54V53H95ZM105 55H106V53H104ZM206 54V55H207ZM210 54V53H209ZM208 54V55H209ZM218 54V53H217ZM255 54V55H254ZM10 55H12V54H10ZM73 55V54H72ZM79 55V54H78ZM77 55V56H78ZM84 54H82V57L83 58H86L87 57V55H86V57H84L83 56ZM89 55V54H88ZM108 55H110V54H107V56ZM30 55H28V57H29ZM75 56V55H74ZM74 56H73V58H74ZM113 56H114V54H113ZM233 56V57H232ZM27 57V58H28ZM30 57H32L33 58V56H30ZM35 57V56H34ZM76 57V56H75ZM81 57V56H80ZM89 57V56H88ZM94 57V56H93ZM93 57H91V58H93ZM106 57V56H105ZM109 57V56H108ZM110 57H111V55H110ZM109 57V58H110ZM115 57H116V55H115ZM204 57V56H203ZM210 57V56H209ZM208 56H207V58H209ZM221 57V56H220ZM32 58H28L26 61H33V60H35L34 58H33V60H31ZM97 58V57H96ZM108 58V59H109ZM20 59H21V57H20ZM26 59V58H25ZM220 59V58H219ZM223 59H225V58H223ZM223 59H221V60H223ZM233 59H234V61H235V63L237 64V68L239 67V70H236V69H234V70H230V68H232L231 67V62H233ZM23 60H24V58H23ZM22 60V61H23ZM70 60H72L73 61V63H70ZM115 60V59H114ZM207 60V59H206ZM212 60V59H211ZM216 60V59H215ZM226 60V59H225ZM224 60V61H225ZM250 60V59H249ZM19 61V60H18ZM88 61V60H87ZM111 61V60H110ZM208 61V60H207ZM213 61V60H212ZM217 61V60H216ZM223 61V62H224ZM245 61V62H244ZM35 62V61H34ZM34 62H33V64H34ZM93 62V61H92ZM107 62V61H106ZM22 63H24V62H22ZM30 63V62H29ZM88 63V62H87ZM109 63V61L107 62V63H105V64H108ZM204 63H207L206 65L204 64ZM212 63V62H211ZM214 63H216V62H214ZM214 63H212L213 65H214V67H215V65H217V64H214ZM225 63V62H224ZM234 63V62H233ZM114 64V63H113ZM205 66H204V65ZM218 64H220V63H218ZM223 64V63H222ZM239 64H242L243 66V68L241 67V66H239ZM245 64H247L248 65V68H247V66L246 67H244L245 66ZM16 65V64H15ZM24 65L26 66L25 68H29L30 70H32L30 67H28L29 65H27V64H25L24 63ZM32 65V64H31ZM68 65H66V66H68ZM209 65H211V64H209ZM35 66V65H34ZM33 66V67H34ZM108 66V65H107ZM109 66H110V64H109ZM224 66V65H223ZM15 68H16V66H14ZM13 67V68H14ZM32 67V68H33ZM111 67H112V64H111ZM211 67V66H210ZM218 67L220 68V65H218ZM61 68V67H60ZM216 68V67H215ZM222 68V67H221ZM240 68H241V70H240ZM28 69V70H29ZM55 69V70H54ZM213 68L211 67V70H212ZM223 69V68H222ZM233 69V68H232ZM27 70V69H26ZM34 70V69H33ZM35 70H36V67H35ZM211 70H209V72H211ZM246 70V71H245ZM250 70V71H249ZM15 71V70H14ZM17 71V70H16ZM16 71H15V73H16ZM37 71V72H38ZM185 71V70H184ZM207 71V72H206ZM29 72V71H28ZM31 72V74H32V72L33 71H30ZM29 72V73H30ZM36 72V71H35ZM64 72V71H63ZM29 73H27V74H29ZM41 73V72H40ZM30 74V75H31ZM44 73H41V76L40 77H42V79L43 80H48L49 79V77L47 78V75L45 76V74L43 75ZM66 75V73H60V75ZM21 75V74H20ZM40 74H38L37 75V77L39 76ZM22 77V76H21ZM30 77H32V76H30ZM29 77V78H30ZM43 77H45V78H47V79H45V78H43ZM19 78V77H18ZM39 78V77H38ZM58 78V77H57ZM61 78H63V76H61ZM66 79H67V81H71V80H69V78H67V76L65 77ZM244 78V79H243ZM19 79H21V78H19ZM18 79V80H19ZM37 81H38V79L37 78H35ZM40 79V78H39ZM60 79V78H59ZM62 80H65V79H62ZM66 81V80H65ZM38 82H45V81H38ZM53 82V81H52ZM242 82H244L243 84H242ZM46 83H48V84H50V86H52L51 85V83H50V80H49V82L47 81ZM41 84V83H40ZM59 85H61V84H59ZM256 85H258V86H256ZM50 86H48V87H50ZM43 88H44V86H42ZM47 87V88H48ZM249 87V88H248ZM252 87V88H251ZM46 88V87H45ZM246 88V89H245ZM186 89L187 88H185V90L184 91H186ZM240 89H243L242 91L240 90ZM249 89V90H248ZM49 90V89H48ZM31 91V90H30ZM46 91V90H45ZM176 91V90H175ZM188 91V90H187ZM12 92V91H11ZM203 92V91H202ZM201 92V94H202V96H203V94L204 93H202ZM242 92V93H241ZM8 93V92H7ZM10 93V92H9ZM29 93H31V92H29ZM42 93H44V95H46V92H43L42 91ZM47 93H49V92H47ZM63 93V92H62ZM187 93V92H186ZM190 93V92H189ZM247 93V94H246ZM13 94V93H12ZM34 94V93H33ZM174 94H176V93H172V94H170V96L172 95V97H173V95ZM178 94V93H177ZM194 93H192V95H191V93L189 94L190 95V97L192 98V100L193 99H195L194 98V95H193ZM120 94H118V96H119ZM169 95V94H168ZM189 95L187 94L186 95V97L188 96L189 97ZM25 96V95H24ZM34 96V95H33ZM123 96V95H122ZM183 96V95H182ZM8 97V96H7ZM11 96H9V98H10ZM18 97H19V95H18ZM21 97H22V94H21ZM28 97V96H27ZM36 97V96H35ZM174 97H175V95H174ZM184 97V96H183ZM182 97V98H183ZM187 97V98H188ZM195 97H196V95H195ZM12 98V97H11ZM31 98H33L32 96H31ZM38 98V97H37ZM124 98V97H123ZM127 98V97H126ZM171 98V97H170ZM203 98H205V95L203 96ZM209 98V97H208ZM223 98H225V100H223ZM24 99V98H23ZM42 99V98H41ZM40 99V100H41ZM112 99H113V97H112ZM117 99H119V98H117ZM176 98H174V100H175ZM207 99V98H206ZM233 99H235V106H234V109L235 108H237V109H239V111H240V109H242L243 107L242 106H245L246 105V103H250L251 101V99H252V104L255 106V108L253 107V106H251V108L250 107H248V106H246V107H248V109L245 107V111L248 113V110H249V114H251V116H249V114H248V117H247V119H243V118H241V116L243 117V115L244 114H240V119H242V123L240 124V120L237 122L238 124H236V122H235V124H234V120H232V119H230L229 118V116L227 115V113L229 112L230 113V111H232V110H234V109H231L230 108V105H231V107H233L232 105L234 104V102H233V104H232V101H233ZM2 100H5V98L3 97V99ZM10 100V99H9ZM32 100V99H31ZM39 100V98H38V100L37 101H40ZM123 100V99H122ZM124 100H125V98H124ZM132 100V99H131ZM131 100H129V98H127L124 102H128V105L127 106H124V105H119L120 107H118L117 106V108L118 109H116L115 111L117 112H114V108H116V107H114L112 104H111V106H112V112L114 113V115H115V118H117L118 120H119V122H121L123 125H125L127 122H126V119H127V121L129 122V121H132V120H129V119H131V118H129L130 116H129V114H131V113H127V112H129V111H134V110H131L132 108H130V102L129 101H131ZM173 100V99H172ZM178 100H181L180 98L178 99ZM186 100V99H185ZM196 100V99H195ZM194 100V101H195ZM217 100L215 101V102H217ZM253 100H254V102L256 103V105H255V103L253 102ZM27 101H29V100H27ZM33 101H34V99H33ZM41 101H44L43 99L41 100ZM40 101V102H41ZM47 101V100H46ZM45 101V102H46ZM166 101V100H165ZM193 101V102H194ZM219 101V102H220ZM2 102H4V101H2ZM29 102H31V101H29ZM34 102H36V100L34 101ZM44 102V103H45ZM113 102V101H112ZM169 102V101H168ZM173 102V101H172ZM175 102V101H174ZM191 102V101H190ZM205 102V101H204ZM207 102V101H206ZM209 102H210V100H209ZM224 102H222V104L224 103ZM22 103V102H21ZM110 103V102H109ZM166 103V102H165ZM170 103V102H169ZM168 103V104H169ZM184 103H186L185 101H184ZM187 103H189L188 101H187ZM195 103H196V101H195ZM211 103V102H210ZM231 103V104H230ZM4 104V106H2V104H1V109H3V111H5L4 113L7 115V114H9V117L14 121V122H17L19 125H21V128H22V126L24 127V129H25V132H26V134H27V137H28V139H29V142H30V144H31V153L33 152L34 154H31V155H29L30 153H28V157L30 158L31 156H32V158H33V160L34 161H36L38 158H44V159H46V160H48L49 159V157H54L55 159H56V157L58 156L59 157V154H61V156H63V155H65L64 154V151H63V144H64V137H65V132L64 131H66L65 130V128H63L64 126H62L63 124H60V123H57L56 124V126L54 127V125L55 124H53L52 122H51V120H52V118L51 117H53V115L54 114H56L57 112L55 111L54 113H52L51 111V113H52V116H51V113L48 111V110H46V108L45 107H48V106H44V105H47V104H44L42 107L43 108H41L40 109V107L41 106H39V109L40 110H42V112H38V115H39V113H40V116L39 117H41V119H39V121L37 122V120L35 119V120H33L32 119V117H33V115L35 114V112H33V111H31V113L33 112L34 114L32 115V117L31 116H29L31 113H25V112H23V111H21V109H19V107H17V106H15V105H10L9 104V101H8V104H7V106L5 105L6 104V102H4L3 103ZM124 104V103H123ZM190 104V103H189ZM192 104H194V103H192ZM197 104V103H196ZM212 104V103H211ZM218 104V106H219V103H217ZM225 104V103H224ZM223 104V105H224ZM251 104V105H252ZM28 105V104H27ZM30 105V104H29ZM32 105V104H31ZM126 105V104H125ZM156 105H160V104H156ZM155 105V108L157 109V106ZM170 105V104H169ZM209 105V104H208ZM35 106V105H34ZM37 106V105H36ZM116 106V105H115ZM212 106V105H211ZM218 106H216V107H218ZM250 106V105H249ZM2 107H4V108H2ZM25 107H26V105H25ZM32 107H33V105H32ZM59 106H57V108H58ZM161 107V106H160ZM186 107H187V105H186ZM185 107V108H186ZM190 107H192L191 105H190ZM193 107H194V105H193ZM196 107H198V105L196 106ZM27 108V107H26ZM29 108V107H28ZM34 108H37L36 110H38V107H34ZM49 108V107H48ZM52 108H54V107H52ZM111 108V107H110ZM211 108V107H210ZM209 108V109H210ZM51 109V108H50ZM54 109H56V107L54 108ZM62 109V108H61ZM109 109V108H108ZM189 109V108H188ZM191 109V108H190ZM203 109V108H202ZM209 109H208V112H209V115H210V112H211V110L209 111ZM212 109V108H211ZM220 109V110H221ZM228 109L230 110V111H228ZM236 109V110H237ZM6 110H7V112L8 113H6ZM57 110V109H56ZM219 110V111H220ZM53 111V110H52ZM107 111V110H106ZM196 111V110H195ZM199 111V110H198ZM197 111V112H198ZM244 111V112H245ZM62 112V111H61ZM60 112V113H61ZM196 112V113H197ZM200 112V111H199ZM241 112H242V110H241ZM107 113V112H106ZM135 113H136V111H135ZM134 112H133V117H134V115H136L137 116V114H135ZM217 113H218V115L220 116V115H222V113H223V115H222V117H221V119H219L220 117H218L217 116ZM240 113V112H239ZM247 113H245V115H247ZM28 114V115H27ZM109 114H110V111H109ZM200 114V113H199ZM36 115H37V112H36V114L34 115L35 117H36ZM183 115V114H182ZM181 115V116H182ZM8 116V115H7ZM131 116V117H132ZM198 117V116H197ZM245 117V116H244ZM37 118V117H36ZM113 116H112V114H111V116L109 115V118H108V120L110 121V120H113V119H115ZM134 118H136V117H134ZM246 118V117H245ZM116 119V120H117ZM184 119H185V117H184ZM199 119H200V117H199ZM212 119V117H211V120H213ZM54 120H56V118L55 119H53V121ZM58 120H60V118L58 119ZM58 120H56L57 122H58ZM107 120V121H108ZM181 120H183V119H181ZM210 120V121H211ZM8 121V120H7ZM55 121V122H56ZM106 121V122H107ZM169 121V120H168ZM183 121H185V120H183ZM201 120H199V122H200ZM171 122V121H170ZM108 123H110V122H107V126L109 125ZM130 123V122H129ZM169 123V122H168ZM188 123V122H187ZM8 124H10V123H8ZM130 124H133L132 122L130 123ZM172 124H173V122H172ZM199 124V123H198ZM230 124H233V126H229L228 127V125H230ZM126 125H128L129 126V124H126ZM169 125L170 126H172L171 125V123H169ZM210 125V124H209ZM235 125V126H234ZM239 125H241V126H239ZM131 126V127H130ZM129 127H130V130L132 131V132H134V130H137L136 129V127H135V125H130ZM224 126H227V127H224ZM111 127V124H110V126L108 127V128H110ZM122 127V126H121ZM135 127V128H134ZM181 127V126H180ZM125 129H126V126L124 127ZM169 127L167 126V129H168ZM170 128H172V127H170ZM189 128V127H188ZM115 129H117V127L115 128ZM134 129V130H133ZM173 129V128H172ZM181 130H182V128H180ZM201 129V128H200ZM224 129L227 131V130H232V134H230V135H232L231 136V138H233V139H231L230 141L232 142V140H233V143H234V145H233V147L240 141V140H242L243 142H239V143H241V144H237V147H238V149H237V151H236V149H235V147H234V151L231 153V151L233 150H231V146L229 147V143L231 144V142L230 141H227L226 140V138H225V136H224ZM118 130V129H117ZM129 131V128L128 129H126V131ZM170 130V129H169ZM179 129H177V131H178ZM181 130H179L180 132H181ZM170 131H172V130H170ZM174 131V130H173ZM183 132H184V129L182 130ZM240 131H242V133L244 134V137H245V140H243L242 139V136H240L239 135V132ZM131 132V133H132ZM136 132V131H135ZM134 132V133H135ZM138 132V131H137ZM136 132V133H137ZM180 132H179V135H181L180 134ZM189 132V131H188ZM208 132H209V130H208ZM223 132V133H222ZM228 132V131H227ZM230 132V131H229ZM134 133H132V134H134ZM135 133V134H136ZM140 132H138V134H139ZM175 133H176V131H175ZM175 133H173V134H175ZM187 133V132H186ZM196 133V132H195ZM111 134V133H110ZM127 134H129V132L127 133ZM131 134V135H132ZM135 134H134V136H135ZM194 134V133H193ZM199 134V133H198ZM201 134V133H200ZM229 134V133H228ZM167 135V134H166ZM169 135H170V133H169ZM184 135H186V134H184ZM192 135V134H191ZM191 135H188V136H190L189 138H186L187 136H182V137H185V139L187 140V139H190V140H187V141H190V143H192V144H194L193 142H196V139H195V141L192 139V137H191ZM197 134H195V136H196ZM211 135V134H210ZM227 135V134H226ZM118 136V134H116L115 135V137H117ZM128 136V135H127ZM130 136V135H129ZM133 136V135H132ZM133 136V137H134ZM176 136H177V134H176ZM175 135H174V137H176ZM192 136H194V135H192ZM199 135H197V137H198ZM228 136V135H227ZM226 136V137H227ZM133 137L131 138H129V139H127L128 141H129V143H128V141H127V146H128V148H126V149H124V150H129V152H128V157L130 158V156H132V159H130V160H128V161H136L134 158H135V150H137L138 151V149H135L134 151H133V149L135 148L134 146L138 143H134V142H136V140L138 139H136L135 137H134V139H135V141H134V139H133ZM137 137H140V134H139V136L137 135ZM163 137V136H162ZM161 137V138H162ZM241 137V138H240ZM66 138H68V137H66ZM127 138V137H126ZM164 138H166L165 137V134H164ZM170 138V137H169ZM177 138V137H176ZM181 137H179V139H180ZM200 138H201V136H200ZM227 138H229V136L227 137ZM116 139V141L115 142H117V147H115V148H117L118 150H121L122 148H120L118 145H119V140L117 139V138H115ZM168 139V138H167ZM171 139V138H170ZM173 139V138H172ZM171 139V140H172ZM230 139V138H229ZM240 139V140H239ZM140 140L141 139H139V140H137V141H139L140 142ZM164 140V139H163ZM176 140V139H175ZM175 140H173V142L175 141ZM177 140H178V138H177ZM182 140V139H181ZM180 140V141H181ZM212 140V141H213ZM159 141H160V139H159ZM166 143H164L163 142V144H170V143H168V141H166V140H164ZM182 141H185V140H182ZM187 141H186V143H187ZM191 141H193V142H191ZM198 141V140H197ZM66 142L67 141H65V144H66ZM121 142V141H120ZM162 142V141H161ZM169 142H171V141H169ZM172 142V143H173ZM200 142V141H199ZM199 142H198V144H199ZM227 142H229V143H227ZM256 142V141H255ZM263 142V141H262ZM141 143V142H140ZM140 143H138V144H140ZM175 143H176V141H175ZM174 143V145H176V146H178L177 144H175ZM189 142L187 143L188 145L190 144ZM217 143H218V145H217ZM232 143V144H233ZM259 143H261V142H259ZM155 144V143H154ZM162 144V143H161ZM163 144H162V147H163ZM180 144H181V142H180ZM183 144V143H182ZM231 144V145H232ZM256 144V143H255ZM258 144V143H257ZM23 145V144H22ZM172 145V144H171ZM195 145L197 146V144L195 143ZM219 145H220V148H219ZM149 146L150 145H148V148H147V146H144V143H142L141 145H140V152L138 153L137 152V154L139 155V156H136V157H139L140 158V156H151V153H152V150H153V146H155V145H151L150 146V148L152 149H150L149 148ZM156 146H160V144H158L157 143V145ZM155 146V147H156ZM168 146V145H167ZM167 146H166V148H167ZM189 146H191V145H189ZM196 146L194 147V145L192 146V149H193V147L194 148H196ZM263 146V145H262ZM67 147V146H66ZM186 147H187V145H186ZM199 147V146H198ZM209 147V146H208ZM142 148H143V150H142ZM157 148V147H156ZM165 147L163 148V151L166 149ZM177 148V147H176ZM182 148H185V147H182ZM216 148V149H215ZM262 148V147H261ZM68 149V148H67ZM157 149H159V148H157ZM169 150L170 149H175V147L173 148L172 146H171V148H168ZM190 149H191V147H190ZM263 149V148H262ZM27 150H29V149H27ZM69 150V149H68ZM160 150H162L161 148H160ZM160 150H156V151H154V153L156 152L157 153V151L159 152ZM172 150H170V151H168L169 153H171L172 152ZM182 150V149H181ZM185 150V149H184ZM261 150V149H260ZM16 151V150H15ZM20 151V150H19ZM162 151V152H163ZM179 151V150H178ZM186 151V150H185ZM193 151H194V149H193ZM198 151V150H197ZM196 151V152H197ZM256 151H258L259 152V150H256ZM21 152H23V150H21ZM25 152V154H26V151H24ZM30 152V151H29ZM71 152V151H70ZM161 152V151H160ZM167 152V151H166ZM175 152V151H174ZM174 152H172L171 154H173ZM180 152V151H179ZM192 152V151H191ZM190 152V153H191ZM262 152H264V149H263V151ZM169 153H167V154H169ZM187 154V151L186 152H184V153H180V155L182 154L183 155V157L185 158L186 157V154ZM69 154V153H68ZM71 154V153H70ZM123 154H124V156H126L127 154H125L124 152H123ZM171 154H169L168 156H170ZM185 154V155H184ZM189 154V153H188ZM191 154H193V152L191 153ZM191 154H189V155H191ZM217 154V153H216ZM233 154V155H232ZM250 154H252V153H250ZM22 155V154H21ZM57 155V156H56ZM173 155H175V154H173ZM176 155H177V153H176ZM178 155H179V153H178ZM180 155L178 156L179 158H181L180 157ZM181 155V156H182ZM222 155V154H221ZM253 155V154H252ZM60 156V157H61ZM67 156V155H66ZM69 156V155H68ZM120 156V155H119ZM159 156H160V154H159ZM159 156H158V158H159ZM223 156V155H222ZM223 156V157H224ZM34 157H36V160H35V158ZM57 157V158H58ZM122 157V156H121ZM144 157V158H145ZM161 157H163V156H160V158ZM188 157H190V156H188ZM209 157H210V155H209ZM250 157H251V155H250ZM249 157V158H250ZM32 158H30V159H32ZM63 158H66V160L68 161V159L69 158H67V157H63ZM143 158V157H142ZM149 158V157H148ZM147 158V160H149ZM159 158V159H160ZM171 158V157H170ZM192 158V157H191ZM219 158H220V156H219ZM248 158V159H249ZM258 157L256 156V160H260V156H259V159H257ZM151 159V158H150ZM157 159V158H156ZM155 159V160H156ZM168 159H169V157H168ZM187 159V158H186ZM185 159V160H186ZM190 159V158H189ZM189 159H187V160H189ZM221 160H222V158H220ZM224 159V158H223ZM251 159V158H250ZM39 160V159H38ZM45 160V161H46ZM161 162H160V160L158 161V162H160V164L162 165V163H163V159L161 158ZM181 160H183L182 158L181 159H179L178 161L179 162H181ZM205 161H207L206 159H204ZM208 160H210V159H208ZM255 160V161H256ZM263 160H264V157H263V159L261 158V162H263ZM40 161V160H39ZM39 161H37V162H39ZM125 161V160H124ZM190 161H191V159H190ZM200 161V160H199ZM203 161V160H202ZM253 161V160H252ZM42 162V161H41ZM40 162V163H41ZM138 162H143V161H141V160H138L137 161V163ZM144 162H146V161H144ZM143 162V163H144ZM147 162H149V161H147ZM146 162V163H147ZM197 162V161H196ZM250 162V161H249ZM135 163V162H134ZM136 163V164H137ZM150 163V162H149ZM193 163V162H192ZM204 163V162H203ZM209 163H210V161H209ZM224 163V162H223ZM222 163V165H224ZM250 163H252V162H250ZM256 163V162H255ZM258 163V162H257ZM38 164V163H37ZM42 164V163H41ZM127 164H129L130 165V162H127ZM132 164V163H131ZM140 164V163H139ZM139 164H137L138 166H139ZM167 164V163H166ZM165 163H163V165L165 166L166 165ZM170 164V163H169ZM176 164H178L177 163V161H176ZM175 164V165H176ZM206 164H208V163H206ZM241 164V163H240ZM259 164V163H258ZM44 165V164H43ZM129 165H127V168H129V167H132V168H134L135 167V169L136 168H140V170H133L132 169V171H131V169L129 170V172L131 173V175H133V176H135V175H137V173H138V176H140V174H139V172L142 174L141 175V177L140 178H138V180L139 179H141L142 178V176L144 175V176H146V177H144V179L146 178L148 181H146L147 183H148V185H151L150 183H152L151 181H149V180H152V178L154 177L155 178V181L154 182H156V183H152V184H154L152 187L154 188V189H156V190H159L160 188H162V190H164L163 192H164V195L165 194H168L167 192H169V195H166V197L168 198V196H169V198H170V190L169 191H167V192H165V190H166V185L165 184H167L166 182H168V181H164V185H160L161 184V177H159V175H158V173L159 172H155V171H157L158 169H157V167L159 168L160 167V165L159 166H157V164H151L152 165V167L153 168H150L149 166H151V165H144V166H142V163H141V165L139 166V167H136L137 165H133V166H129ZM168 165V164H167ZM171 165V164H170ZM178 165H180V164H178ZM178 165H176V166H178ZM198 165V164H197ZM210 165V164H209ZM226 165V164H225ZM231 165V166H230ZM262 164H260V166H261ZM129 166V167H128ZM172 166V165H171ZM170 166V167H171ZM175 166V167H176ZM181 166H183V165H181ZM202 166H206V165H202ZM248 166V165H247ZM259 166V165H258ZM263 166H264V164H263ZM192 167V166H191ZM262 167V166H261ZM166 167H164L163 169H162V172H164V171H168L167 169H169V167L167 168V169H165ZM177 168H180V166L179 167H176V169ZM189 168H190V165L188 166V164H186L185 165V169L187 170L186 171V173L187 174H183V176H182V174H181V172L180 171H177L176 169H174V170H172L171 168V171H170V169H169V171L170 172H172L173 171V176L175 175V173H176V175H175V177H171V175L169 174V175H167L168 173H170L169 171H168V173L167 172H164V173H166L165 174V180H166V175L168 176L167 178L169 179L170 177H171V179L173 178L174 179V182H176V184H174V185H170V181L171 180H169V182H168V184L170 185L169 187L171 188H174V191H173V196H174V198H176L175 197V195H174V193H176L177 191H178V198L177 199H173V196H172V194H171V196H172V198L171 199H173V201L175 200V202L177 201V202H179V204H180V206L183 204V201H185V206L183 205V211L181 212H174L173 210H177L176 208H178V206H177V204H176V208H174L173 210H172V208H171V210L173 211V213H175L176 214V216L178 217V220L177 219H175V221L177 220V222L175 223V225L177 226V223H178V221H179V219L181 220V219H183V218H181V216L182 217H184V223H187L186 221H185V218L186 219H188V221L190 220V222H188L187 223V225L190 223V225H192V221H193V218H192V221H191V211H194L195 209H197V207L196 208H194L195 207V202L193 201H191L192 199L190 198V192L188 191V190H186V189H188V188H186V187H188L187 185H190V179H189V173H188V171H189ZM209 168V167H208ZM208 168H207V170H208ZM259 167H257V169H258ZM157 169V170H156ZM161 169V168H160ZM181 169H182V167H181ZM243 169V168H242ZM252 170L251 171H253V168H251ZM128 170H126V173L127 174H129L128 173ZM164 170V171H163ZM175 170H176V172H175ZM192 170V169H191ZM228 171L229 172V174H227V172H225V171ZM250 170V169H249ZM254 170H256V169H254ZM134 171V172H133ZM135 171H139V172H136L135 173ZM183 171V170H182ZM222 171V170H221ZM243 171H244V169H243ZM260 171V170H259ZM259 171L257 172V171H254L255 172V174H257V173H259ZM261 171H262V169H261ZM175 172V173H174ZM245 172H246V170H245ZM244 172V173H245ZM249 172V171H248ZM257 172V173H256ZM134 173V174H133ZM163 173V174H164ZM250 173H252V172H250ZM264 173V172H263ZM208 174H210V173H208ZM215 174V173H214ZM213 174V175H214ZM225 174V175H224ZM231 174V175H230ZM246 174H247V172H246ZM162 175V174H161ZM216 175V174H215ZM249 175H251V174H249ZM260 175V174H259ZM262 176H264L263 174H261ZM126 176V175H125ZM152 176V177H151ZM170 176V177H169ZM211 176H212V173H211ZM246 176H248V174L246 175ZM246 176H245V178H246ZM261 176V180L263 179L264 180V178ZM137 177V176H136ZM163 178H164V176H162ZM210 177V176H209ZM213 177V176H212ZM252 177H254L253 176V174H252ZM251 177V178H252ZM255 177H257V179L258 178H260V176L258 177V175H255ZM254 177V178H255ZM127 178V177H126ZM132 178V177H131ZM163 178H162V182H163ZM192 178H194V177H192ZM191 178V179H192ZM215 178H216V176H215ZM250 178V177H249ZM248 178V179H249ZM253 178V179H254ZM133 179V178H132ZM143 179V178H142ZM142 179L140 180V181H142ZM167 179V180H168ZM214 179V178H213ZM252 179V180H253ZM124 180H125V178H124ZM123 180V181H124ZM131 179L129 178V180L128 181H130ZM159 180V181H158ZM184 180H185V182H187V184H184L185 182H184ZM195 181H197L196 180V178L194 179ZM200 180V179H199ZM256 180V178L254 179V181ZM262 180V181H263ZM128 181H124V182H127V184H126V186H129V183L131 184V183H133V182H128ZM153 181V180H152ZM192 181H193V179H192ZM191 181V182H192ZM212 181V180H211ZM216 181H218L217 179H216ZM248 181V180H247ZM257 181V180H256ZM138 182V181H137ZM146 182H143L142 181V183H145L146 184ZM159 182V183H158ZM172 182H173V180H172ZM171 182V183H172ZM173 182V183H174ZM200 182V181H199ZM249 183L251 182L252 183V181L250 180V181H248ZM258 182L259 183H257V182H255V183H257V185L259 184V186L258 187H260V185L262 184V182H261V184H260V180H258ZM172 183V184H173ZM196 183V182H195ZM194 183V184H195ZM244 183V182H243ZM124 184V183H123ZM135 184H137V186H139V184H141L140 182H139V184L138 183H135ZM135 184H132L131 185V187H133V186H136ZM145 184H142V185H145ZM157 184H159L158 186H157ZM192 184V183H191ZM194 184H193V188H194V190H196V191H198V189L199 188H197V186L199 185L200 186V184L199 183H196V184H198L197 186H196V184H195V187H194ZM237 184H240V182H238ZM236 184V185H237ZM244 184H247V183H244ZM244 184L242 185V187L244 186ZM147 185V186H148ZM221 185V186H222ZM252 185H254V182L252 183ZM256 185V184H255ZM254 185V186H255ZM263 185H264V182H263ZM123 186H125V185H123ZM137 186L136 187H134L135 189L137 188ZM141 186V185H140ZM139 186V187H140ZM151 186H149V188L151 189ZM168 186V185H167ZM198 186V187H199ZM248 186V185H247ZM169 187H168V189H169ZM190 187H192V186H190ZM241 187V186H240ZM239 187V188H240ZM255 187H257V186H255ZM257 187V188H258ZM261 187H263V189H264V186H262L261 185ZM4 188V187H3ZM2 188V189H3ZM122 188H124V187H122ZM148 188V189H149ZM152 188V190L154 191V189ZM175 188H176V191H175ZM195 188H197V189H195ZM237 188V187H236ZM254 188V187H253ZM257 188H254V190H256ZM2 189H1V192H2ZM140 189H142V186L140 187ZM144 189H145V187H144ZM149 189V190H150ZM190 189V188H189ZM222 189V188H221ZM238 189V188H237ZM247 189V188H246ZM249 189H250V187H249ZM259 189H261V188H259ZM5 189H3V192L2 193H4V196L3 197H5L6 198V200H8L7 198H10V200L12 199V198H17L18 197V200L20 201V198H21V195L20 194H13V192H11L12 194H7V195H5L6 194V190L4 191ZM127 190H133L134 191V189L132 188V189H129V187H127ZM138 190V189H137ZM162 190L160 191V193H159V195L161 194V192H162ZM200 190V189H199ZM248 190V189H247ZM191 192H193L192 191V189L190 190ZM236 191V192H235ZM242 191V190H241ZM252 191V190H251ZM257 191H259V190H257ZM136 192V191H135ZM138 192V191H137ZM140 192V191H139ZM145 192V191H144ZM143 192V190H142V193H144ZM198 192H200V191H198ZM197 192V194L198 195H200V193H198ZM244 192H246V190L244 191ZM250 192V191H249ZM253 192V191H252ZM251 192V193H252ZM261 192H262V196H263V191H262V189H261ZM129 193V192H128ZM131 193V192H130ZM130 193H129V196H130ZM133 194L132 195H134V196H132V197H134L135 199L138 197V196H140L142 199H140L141 201V203H139V201L138 200H134V201H138V203L139 204H142L143 202H142V200L143 199H145L146 197H144V196H152V195H148L147 193H144L143 195V197L141 196L142 195V193H136V194H134V192H132ZM151 193V190H150V192H149V194ZM157 193L158 192H156V196H154V193H152L153 194V196L152 197H155L154 198V200L158 197H160V196H157ZM194 193H196L195 191H194ZM247 193V192H246ZM246 193H243V194H245L246 195ZM254 193H256V192H254ZM254 193H252V194H254ZM258 193V192H257ZM260 193V192H259ZM137 194H140V195H138L137 196ZM147 194V195H146ZM163 194V193H162ZM196 194V195H197ZM247 194H249V193H247ZM250 195V194H249ZM249 195L248 196H244V197H249ZM129 196H128V199H129ZM204 196V195H203ZM252 196V195H251ZM250 196V197H251ZM255 196V195H254ZM257 196V195H256ZM261 196V195H260ZM1 197V196H0ZM132 197H131V199H129V200H132ZM163 197H165V196H163ZM166 197L164 198L165 200H166ZM202 197V196H201ZM200 197V198H201ZM253 197V196H252ZM251 197V198H252ZM264 197V196H263ZM2 198V197H1ZM157 198V199H158ZM161 199H162V197H160ZM202 198H204V197H202ZM258 198V197H257ZM257 198H254V199H256L254 202L255 203H257V206H258V202H257ZM146 199H148L146 202H149L150 200L149 199H151V198H146ZM145 199V200H146ZM164 199L163 200H161V201H164ZM178 199H179V201H178ZM248 199V198H247ZM250 199V198H249ZM248 199V200H249ZM153 200V201H154ZM204 200V199H203ZM244 200H245V202H244ZM247 200V201H248ZM251 200H253V199H251ZM1 201H3V198H2V200L0 199V202ZM168 201H172V200H170V199H168V200H166V203L169 205L170 204V202L168 203ZM196 201V200H195ZM240 201V200H239ZM263 201V200H262ZM155 202H156V205H154L155 204ZM160 200H157V201H154V202H152V200H151V202L150 203H154V204H151V207H153V205L155 206L154 207V209L155 208H158L159 209V213H160V210H166L165 209V206L163 207V209L161 208L160 209ZM176 202V203H177ZM181 202H182V204H181ZM157 203H159V205L160 206H158L157 207ZM165 203V202H164ZM163 203V204H164ZM165 203V204H166ZM173 203V202H172ZM222 203H223V201H222ZM233 203H234V206H233ZM249 203H252V202H250L249 201ZM264 203V202H263ZM145 206H143V205H140V206H142L141 207V209H143V207H144V210L146 211V210H150L151 209V207H149V205L150 204H145V203H143ZM161 204H162V202H161ZM178 204V205H179ZM207 204V205H208ZM261 204V203H260ZM259 204V205H260ZM171 206L172 205H174L173 207H175V204H170ZM197 205V204H196ZM206 205V204H205ZM250 205V204H249ZM248 204H247V206L248 207H251V211L253 210V212H255L256 213V211H254L255 209H253L252 207L253 206H249ZM252 205H254V203H252ZM135 206H137V205H135ZM163 206V205H162ZM194 206V207H193ZM244 206V207H245ZM247 206L245 207V209L247 208ZM148 207L150 208V209H148ZM255 207V206H254ZM259 207V206H258ZM262 207H263V205H262ZM127 208V207H126ZM138 208V207H137ZM137 208H136V211H135V213H136V216L138 215L139 216V213L141 212V210H138L137 211ZM167 208V207H166ZM236 210H235V209ZM239 208V207H238ZM242 208H243V206H242ZM256 208V207H255ZM138 209H140V208H138ZM157 209V210H158ZM244 209V208H243ZM244 209V211H245V213L247 212V210L248 209H250V208H247L246 210ZM129 210H132V209H129ZM144 210L142 211V212H144ZM153 210V209H152ZM169 209H167V211H168ZM170 210V211H171ZM179 210H180V208H179ZM178 210V211H179ZM181 210H182V208H181ZM198 210L199 211H197V215H196V220H198L199 221V223H200V220H199V218H202V212L200 213V210H202L201 208L199 209V206H198ZM240 210V209H239ZM133 211V210H132ZM133 211V212H134ZM161 211V212H162ZM169 211V212H170ZM242 212H243V210H241ZM137 212H138V214H137ZM153 212H154V214H155V212L158 214V212L157 211H154L153 210ZM164 212V211H163ZM166 212V211H165ZM241 212V213H242ZM249 212V211H248ZM262 212H264V211H262ZM127 213V212H126ZM130 213H132L131 211H129L128 212V215H130ZM148 213H151L152 214V211H148ZM147 212H144L143 214L142 213H140V214H142V220H144L147 224L143 227V231L142 230H140L139 232H137L136 231V233H134L133 231H135L138 227H137V225H135L137 228L135 229V230H133L132 231V240H130L129 238H126V240L129 242V245L127 244L128 242H126V244L128 245V246H131V250H132V253H131V255H133V257L135 258V259H132V260H129V261H132L131 263H133V264H144V262H145V264H146V262L148 263V264H152L153 263V258H151V257H153V252H154V250H156L157 248H159V247H161V246H159L160 245V243H162V245H164V239H162L163 238V236H165V228H167V227H163L164 225H167L168 226V224H170V223H172L171 221H173V218H172V220H171V217L173 216H171V214H173V213H171L170 212V215L169 216H171L170 218H169V222L170 223H168V221H165V219L166 218H164V221H162V220H160V223H161V221L162 222H167V224H164L163 223V226L161 225V224H158V225H161L162 226V230L163 229H165V230H163V233L162 234H164V235H162V234H160L161 232H162V230H161V232H160V229L159 228H161V226L159 227V226H157L156 225V223L155 222H159L158 221V219H157V221H154L156 218V216H157V214H152V215H154V217H153V221H154V223H155V225H154V223H153V221L151 222V219H149V218H152V217H150V215L148 214ZM209 213V212H208ZM239 213V212H238ZM241 213H240V215H241ZM244 213V215L247 217V214H245ZM134 214V213H133ZM145 214H148L147 216L145 215ZM160 214H162V213H160ZM164 214V213H163ZM162 214V215H163ZM178 214V215H177ZM188 214V216H190V217H188L187 218V216L185 217V215H187ZM193 214H195V212L193 213ZM250 214H252L251 212H250ZM146 217H145V216ZM198 215H200V217L198 216ZM249 215V214H248ZM254 215V214H253ZM262 215V214H261ZM260 215V216H261ZM134 216V215H133ZM132 215H130V217H133ZM139 216V217H140ZM164 216H166L167 217V214L166 215H164ZM195 216V215H194ZM250 216V215H249ZM248 216V217H249ZM257 217H258V215H256ZM173 217H175V215L173 216ZM193 217V216H192ZM199 217V218H198ZM248 217L246 218L247 220H248ZM250 217H252V215L250 216ZM256 217V219H257V221L259 222V218H257ZM261 217H263V216H261ZM135 218V217H134ZM145 218H147V221L145 220ZM158 218V217H157ZM159 218L161 219L162 217H160L159 216ZM198 218V219H197ZM242 218V217H241ZM244 218V217H243ZM133 219V218H132ZM167 219H168V217H167ZM166 219V220H167ZM204 219V218H203ZM245 219V218H244ZM244 219H241L242 221L244 220ZM251 219V218H250ZM252 219H254V218H252ZM251 219V222L253 221V222H255L256 221V219L255 220H252ZM264 219V218H263ZM262 218H261V221L263 220ZM130 220H131V218H130ZM136 220V219H135ZM140 220H141V218H140ZM171 220V221H170ZM195 220V219H194ZM125 221V220H124ZM197 221V222H198ZM256 221V223H253L252 222V225L253 224H257L258 222ZM260 221V223H262ZM144 222V223H145ZM180 222V221H179ZM203 222H205V221H202L201 223H203ZM247 222V221H246ZM248 222H250V221H248ZM248 222H247V226L249 225L248 224ZM251 222H250V225L249 226H251ZM174 223H173V226H174ZM183 223V224H184ZM200 223V224H201ZM241 223V224H240ZM244 223H245V221H244ZM264 223V222H263ZM197 224V223H196ZM199 224V225H200ZM172 225V224H171ZM171 225H169L170 227L169 228H171L172 226ZM178 225H179V223H178ZM182 225V224H181ZM186 225V226H187ZM190 225H188V227L189 228H191V229H193ZM241 225H244L245 227H243V226H241ZM260 226H261V224H259ZM175 226V227H176ZM183 226H185V225H182V227ZM200 226H204V224L203 225H200ZM260 226H258V224L256 225V227H258L257 229H258V231L260 230V229H262V227L260 228ZM262 226H264V224H262ZM139 227L141 228V226L139 225ZM158 227V228H157ZM179 227H180V225H179ZM179 227H176L177 228V230H180V228ZM188 227H187V230H188V232H189V230L190 229H188ZM127 228H129V232H131V228L130 227H127ZM126 228V229H127ZM140 228H138V230L140 229ZM169 228H167V229H169ZM176 228H175V230H174V228L173 229H171V230H174L175 231V234H176ZM179 228V229H178ZM197 228H198V225H197ZM201 228V227H200ZM204 228V230H205V228L206 227H203ZM243 228V230H244V232L242 233L241 231V229ZM247 228V227H246ZM260 228V229H259ZM184 229H186L185 227H184ZM184 229H183V231H184ZM252 229V228H251ZM251 229H249V230H251ZM158 230V231H157ZM194 230H195V228H194ZM194 230H192V231H194ZM197 230H201V229H197ZM196 230V232H195V234L197 235V238L199 239V237H198V234H197V232H200V231H197ZM202 231V233L204 232H206V231ZM249 230H248V228H247V231H248V234L250 233L249 232ZM253 230H255V228L253 229ZM128 231H127V233H128ZM186 231V230H185ZM252 231V230H251ZM256 231V230H255ZM257 231V232H258ZM263 231H264V227H263ZM262 231V232H263ZM140 232H142V233H140ZM167 232V231H166ZM169 232H172V231H169L168 230V233ZM180 232H182V229L180 230ZM187 232V231H186ZM186 232L185 233H183V234H181V235H184L185 234V236L187 235L186 234ZM256 232V233H257ZM260 232V231H259ZM258 232V233H259ZM261 232V233H262ZM137 233H140V237L141 238H144V241L146 240V242H145V244H143V246H141L140 244H139V240H138V236H136L135 234H137ZM151 233H156V239H155V237L154 236H152V234ZM157 233H159V235L157 234ZM173 233V232H172ZM178 234H179V232H177ZM201 232H200V234H202ZM204 233L202 234V236L204 237ZM240 233H242V234H240ZM253 235H255V232L253 233V232H251ZM264 233V232H263ZM147 234H148V236H147ZM169 234H171V233H169ZM200 234H199V236H200ZM240 234V235H239ZM139 235V234H138ZM162 235V236H161ZM177 235V234H176ZM190 235H193V233L190 231V234H189V236H188V238H190V237H192V236H190ZM196 235H194V239H196L195 241H194V239H190V241H189V239H186V240H188L189 242H192V241H194L193 242V244L196 242H198L197 240V238H196ZM258 236V238H257V240L259 239V242H258V244H260V237L263 239L264 237L262 236L263 234H261L260 236H259V234H257ZM168 236V235H167ZM166 236V237H167ZM170 236H172V234L170 235ZM174 236V235H173ZM178 236V235H177ZM202 236H200V240H202V242L204 241V239L202 238ZM205 236H207L206 234H205ZM127 237H128V235H127ZM139 237V238H140ZM162 237V238H161ZM180 236H178V238L175 240V239H172V240H174V241H178V239L180 240V238H179ZM254 237V236H253ZM252 237V238H253ZM168 238V237H167ZM172 238V237H171ZM174 238V237H173ZM181 238H182V236H181ZM186 238H187V236H186ZM202 238V239H201ZM245 238H247V237H244V239ZM129 239V240H128ZM158 239V240H157ZM159 239H161L160 241H159ZM183 239V238H182ZM240 239V241L239 242H241V240L244 242V245H246V248L244 249V246H242V247H238L237 246V242H238V240ZM251 239V240H250ZM254 240H255V237L253 238ZM184 241H186L185 240V238L183 239ZM192 240V241H191ZM249 240V241H248ZM254 240H252V241H254ZM264 240V239H263ZM117 242H118V240H116ZM120 241V240H119ZM130 241H132L131 243H130ZM141 241V240H140ZM174 241H172V242H174ZM184 241H182L183 243H184ZM251 241V242H252ZM262 241V240H261ZM117 242H115V243H117ZM124 242V241H123ZM160 242V243H159ZM175 242V243H176ZM243 242H242V244H243ZM251 242L249 243V244H251ZM263 242V241H262ZM121 242H119V244H120ZM159 243V244H158ZM167 243H168V245L170 244L168 241H167ZM186 243H188V242H186ZM195 243V244H196ZM208 243V242H207ZM206 242H205V245L207 244ZM180 244V243H179ZM192 244V245H193ZM203 244H204V242H203ZM240 244V243H239ZM238 244V245H239ZM241 244V245H242ZM253 244L256 246V244H255V242H253ZM263 244V243H262ZM121 245V244H120ZM171 245V244H170ZM173 245V244H172ZM176 245V244H175ZM182 245V244H181ZM181 245H179L180 247H181ZM184 245H186V244H184ZM183 245V246H184ZM192 245H189V247H192V248H190V250L191 249H193V248H196L197 246L195 245V247H193ZM197 245H199V243L197 244ZM200 245H201V243H200ZM208 245H209V243H208ZM241 245H239V246H241ZM250 246V248H247L248 246ZM252 245V244H251ZM253 246V245H252ZM260 246V245H259ZM115 247V246H114ZM140 247V248H139ZM143 247V248H142ZM163 247H166V246H163ZM172 247V246H171ZM176 247V246H175ZM174 247V248H175ZM187 247H188V245H187ZM199 247V246H198ZM196 248V249H200L201 247H199V248ZM204 247V246H203ZM203 247L200 249V250H202L203 249ZM207 247H209V246H207ZM261 247V246H260ZM120 248H122V247H120ZM173 248V247H172ZM173 248V249H174ZM177 248V247H176ZM205 248V247H204ZM238 248H239V250H238ZM264 248V247H263ZM123 249V248H122ZM138 249H141V251L140 252H144L143 254H142V256L141 255H139V252H138ZM160 249V248H159ZM168 249V248H167ZM172 249V250H173ZM178 249V251L180 252L181 251V249H183V247L180 249L179 247L177 248ZM177 249H176V251H177ZM189 249V248H188ZM208 249V248H207ZM253 249H256V248H252V249H250V250H252L253 251ZM258 249V248H257ZM128 250V249H127ZM143 250V251H142ZM187 250V248L185 249V251ZM195 250V249H194ZM249 250V251H250ZM264 249H262V252L260 251V250H258L257 252L259 253V251L261 252V254H263V251ZM119 251H121V250H119ZM125 251V250H124ZM129 251V250H128ZM157 251V250H156ZM176 251L174 252H171V253H176ZM189 251V250H188ZM192 251V250H191ZM196 251V250H195ZM248 251V252H249ZM254 251H256V250H254ZM54 252V251H53ZM60 252V251H59ZM116 252H118V250L116 251ZM166 252H167V250H166ZM194 252V251H193ZM192 252V253H193ZM197 252V251H196ZM195 252V253H196ZM203 253H204V251H202ZM201 251L198 253L197 252V254H199V255H201V253H202ZM205 252H207V251H205ZM248 252H246L245 251V253H242V257H244L245 258V255L246 254H248L249 256L251 255V254H249ZM251 252V251H250ZM58 253V252H57ZM61 253V252H60ZM130 253H129V255H130ZM163 253V251L161 252V254ZM183 253H185V252H182V254ZM191 253V252H190ZM189 253V254H190ZM191 253V254H192ZM241 253V252H240ZM252 253V252H251ZM257 253V254H258ZM53 254V253H52ZM62 254V253H61ZM64 254V253H63ZM115 254V253H114ZM121 254V253H120ZM125 254H127V257H129V255H128V253H126V251H125ZM160 254V255H161ZM179 254V253H178ZM181 254V253H180ZM188 254V253H187ZM243 254H245L244 256H243ZM254 255H256L258 258H259V256H260V254L259 255H257V254H255V253H253ZM252 254V256H250V257H253L254 255ZM58 255V254H57ZM130 255V256H131ZM167 256H168V254H166ZM173 255H175V254H173ZM194 255V254H193ZM199 255H197V256H199ZM248 255H246V257L248 258L249 256ZM55 256V255H54ZM53 256V257H54ZM59 256H61L60 254H59ZM63 256V255H62ZM67 256V255H66ZM66 256H65V258L64 257H62V262L64 263L65 262V260H67L68 258H66ZM118 256V255H117ZM121 256H122V254H121ZM125 256V255H124ZM143 257L144 259V261L143 260H141L140 261V258L141 257ZM164 256V255H163ZM167 256H165V258H167ZM176 256V255H175ZM178 256H181V255H178ZM190 256V255H189ZM202 256H203V254H202ZM256 256H254V258H256V260L258 259ZM263 256V255H262ZM118 257H120V256H118ZM126 257V258H127ZM133 257H131V258H133ZM169 257V256H168ZM195 257V259L193 258V261H194V264H195V261H196V256H194ZM249 257V258H250ZM130 258V257H129ZM129 258H127V259H129ZM130 258V259H131ZM178 258V257H177ZM181 258V257H180ZM180 258H178L179 259V261H181V259ZM183 258V257H182ZM188 258V257H187ZM199 258H200V256H199ZM261 258V257H260ZM80 259V258H79ZM121 259V258H120ZM159 259H161V257L159 258ZM174 259V258H173ZM178 259H176L177 261H178ZM201 259V258H200ZM243 259V258H242ZM263 259V258H262ZM158 260V259H157ZM166 260V259H165ZM184 260V259H183ZM247 260H249V259H246V261ZM260 260V261H259ZM259 260H257L259 263H257V261L256 262H254L255 264L257 263V264H262V260L261 259H259ZM59 261L61 262V260H60V257H59ZM128 260H127V263H130ZM143 261V262H142ZM159 262H160V260H158ZM168 261V259L166 260V261H164V262H167ZM176 261V262H177ZM188 261L190 262V260H189V258H188ZM243 261H245V259L243 260ZM254 261H255V259H254ZM61 262V263H62ZM69 262H70V260H69ZM69 262H66L67 264L69 263ZM122 262V261H121ZM126 262V261H125ZM124 262V263H125ZM161 262H163V258H162V261ZM171 262H173V260L171 261ZM174 262H175V260H174ZM176 262H175V264H176ZM185 262H187V260L185 261ZM252 262H253V258H252ZM71 263H74V262H70L69 264H71ZM76 263V262H75ZM77 263H80V261L79 262H77ZM155 263H158V262H154V264ZM168 263V262H167ZM180 263V262H179ZM178 263V264H179ZM182 263V262H181ZM196 263H199L198 262V260H197V262ZM245 262H243V264H244ZM249 263V261H247V264ZM253 263V264H254ZM121 264V263H120ZM122 264H123V262H122ZM126 264V263H125ZM163 264V263H162ZM184 264V263H183ZM191 264H193L192 263V261H191ZM264 264V263H263Z\"/></svg>",
    "mask_w": 264,
    "mask_h": 264
}]
</instances>
